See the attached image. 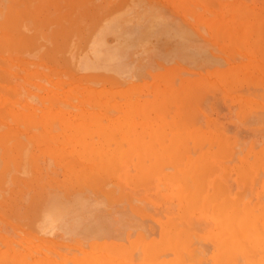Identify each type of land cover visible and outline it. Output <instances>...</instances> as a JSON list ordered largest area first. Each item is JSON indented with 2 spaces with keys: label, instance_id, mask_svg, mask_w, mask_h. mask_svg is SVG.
I'll use <instances>...</instances> for the list:
<instances>
[{
  "label": "rangeland",
  "instance_id": "rangeland-1",
  "mask_svg": "<svg viewBox=\"0 0 264 264\" xmlns=\"http://www.w3.org/2000/svg\"><path fill=\"white\" fill-rule=\"evenodd\" d=\"M46 1H49V2H46ZM46 1L45 0H36V1H33V0L18 1L17 0L15 1L18 3L13 2V0L3 1L6 4L0 1V7H3V6L6 7L8 5L6 7L8 10H6V8L4 7L1 8L2 11H7V12L0 11V17H1L0 19L1 21L4 22V23L3 22L0 23V33L1 32L4 33L3 35L0 34V41L1 40L3 41L4 39L7 40V38L9 39L8 41H11V40L14 41V44L13 42H11L12 43L11 46L8 45V42H6V44H2V42H0V55L3 54V56L0 57V61L2 63L5 62V64L3 63V65L0 62V69L3 68V71H1L2 69L0 70V73H1L0 77L2 81V82L0 81V87L1 85H4V86L6 85L5 86L6 88L1 87L2 90L0 89V91H2V93L0 92V94L3 97L2 99L5 100L4 103H3V100H1L0 102L1 104L0 105V131H2L0 132V142L1 143L3 142L2 144H0V151L3 149L0 152V155H1L0 168L3 163L1 162L2 157L4 159L5 154H8L6 155L7 156L6 158L8 159L5 158L6 161L4 160V163L6 164L9 163V166L11 168V170L9 171L10 168L7 167L8 169L7 170L5 169L6 166L3 165L5 166V168L2 166L3 169H5V171H3V173L5 172V174L1 172V175H0V179L2 178L3 175H5L3 176V178L5 177L6 179V180L4 179L0 180V201H1L0 202V205H1L0 206L1 208L0 209V239H1L0 243L5 242V243H2L4 244L5 247L2 244H0V251L2 249L3 250L1 252L5 251L3 253L0 252V264H11V263L12 264L13 263L14 264L15 263L16 264H22V263L23 264H33L34 261L35 263L37 262L36 264H41L43 260L47 264L48 263L49 264L51 263L52 264H81L82 263L81 261H84L83 263L86 262V264L88 263L93 264V262L94 264H107V263L108 264H118L119 261L120 262L123 261L122 262L123 264H127V263L128 264H161V263L162 264H165V263L174 264L176 260H177V264L181 262H184L181 264H219L221 261L223 262L221 263L224 264L225 261L228 263L231 257L232 259L229 261V264H236V263L238 264V262L234 261L236 259V255L238 256V254H239L238 257L242 259V261H240V264H242V262L243 264H248V263L255 264L254 262L252 263V261L251 262L248 261L247 263L246 262L247 260L244 259V257L245 256L253 257L256 255L257 256L253 257L252 259L259 261V259L261 258L260 263L256 261V264H264V259H262L264 258V256L261 257L259 254V253H262V254L264 253L263 252L264 251V242H263L264 237H262L264 235H259L260 234L259 231H263L261 232V234L264 233V226H263L264 210H262L264 209V0H118V1L117 0H93V1L90 0L92 1L90 3H89V0H82V1L73 0L77 2L76 4H78V2L80 3V6L79 4L78 6H76L77 9L74 7L76 9L75 11L73 10V6H75L74 5L75 2L73 3V6H71V9H69L70 3L68 2L70 1L66 0V2L68 1L67 2L68 10H67L66 8L67 6L65 5L66 2L63 3L62 0H59L60 3L56 0H53L54 2L51 0V3H50V0H46ZM113 1L115 2L120 1V2L118 4L116 3L118 5V6L116 5V8L115 6H113L114 10L112 8H111L112 10L108 9L112 7L110 6V4L111 5L112 3L115 4ZM7 2H9L10 5ZM54 3H59L60 9L59 11H57V13L55 12L53 15L54 10H56L55 9L56 6ZM36 4L37 6H35ZM63 4L65 5L64 7L66 8V10L64 9ZM96 4L98 5L96 6ZM230 4L234 6L232 7V5L230 6ZM49 5L51 7H49ZM90 5L92 6V8L90 7ZM34 6L37 7L36 9L34 8L35 10L33 9ZM47 6L48 8H46ZM87 6L90 8H88ZM10 7H11L10 11H12L13 13L9 11ZM21 7H23V9L25 8L27 9L21 11L22 9ZM19 9H20V12H19ZM147 10L151 11V13L154 10L156 13V10H157L158 15H162L164 16V18L166 16V19L168 17L169 18L168 22L170 23L171 21L172 28H174L173 25L176 23L177 24L176 27H178L177 29L182 30V31L188 30L186 35L188 36V33H189L191 37H193L195 40H193V38H190L188 36L187 38L192 42H189V43L187 42L184 48L188 47L187 45L188 44L190 45L191 43L192 44L191 50L189 48L190 46L188 47L189 48L188 50L187 48L184 49L182 47V49L185 51L183 52L181 48H178L179 44L175 42L173 38H172V41L174 43L172 41L169 43V40H168V43L167 42L165 43V41L163 42V40H160L162 41L161 44L157 43L158 40L156 39L155 42L157 45L155 44L154 41H152L153 39L151 40L148 39L151 41V42L148 41L149 43L146 41L149 44L147 45L151 46L149 49H152V46H153L154 48L156 47L155 49L158 48L161 50L163 46H166V50H165L166 52L164 53L165 47H163L161 51L157 49L158 51L157 50H156L157 52L155 51L156 55L153 57L150 55L151 53H144L146 51L144 49H141L142 51L144 50L142 54L141 50L138 48L140 47L139 45L138 46L134 45L136 46L134 48L132 47L134 49L132 50L133 52H130L128 54V56H132L131 59H134L133 56L137 57L135 59H138V57L139 56L141 57V54H142L141 58L145 59L143 60L144 62L147 60L149 61V58H150L149 55L151 56L149 65L147 62H145L148 65V67L145 64L146 67L143 68L141 67L143 62L140 63V67L143 70L141 71L139 70V72L142 73L145 69H147L146 72H149L148 74H146L145 71L143 72V74L145 73V75L147 76L145 77V75H142L141 77H143L144 79L142 78L141 80H139L140 77L138 78L137 76L138 75L137 73H139L138 70H136L137 75H133V77L131 78L132 74H134L135 72L134 71L135 68L133 67V64L135 65L138 61L134 60V62L135 61L136 62L132 64L130 62L125 61L126 57L124 59L122 58L123 56H126V54L122 56L121 52L119 55H121L122 58L118 60L119 57L115 56V58L117 57L118 61L116 59L115 61H113V62L117 61L116 62L117 65L116 63L114 64L112 62L114 64L113 66L108 64L111 66V68L110 66L107 67L108 66L107 64H104L105 70L101 69L103 68V62L105 63L106 61H103V59L102 60L99 59V63L96 62L98 58L94 59L96 58V56L93 52L94 45L92 44L93 43L95 44L97 39L100 36H103L104 38V39L102 38L104 41L103 45H106L105 50L110 49L109 56H112L115 53H119L117 51L116 46L119 45L118 47H121L120 45L126 42V41L123 42L124 39L120 40V37H122L121 35H124L122 31H125L124 33L126 34V31H127L126 29L130 26V25H127L128 21L131 22L132 18L134 20L135 19L137 20L135 22L132 20L133 22L129 23V24L134 25L132 29L134 28L136 29L137 28L135 27L136 25L145 26L146 24H144L145 23L144 21L146 20L144 19L146 18L145 15L148 14ZM16 12H19V13L17 14ZM72 12H75V13L72 14ZM1 13H4L5 16L9 15L12 18L14 17V19L19 16L18 17L19 19L16 18V20L13 19L11 21L12 18L10 19V17L7 16V20H6V18L3 17V14ZM71 14L73 15V18L70 16ZM21 15H23L22 18H21ZM24 16H26V18ZM69 16L73 20L69 18L70 20L68 21L66 17H69ZM129 16L131 17V19ZM62 17L63 18L65 17L66 19L62 20ZM75 17L76 19H74ZM96 18L99 19L97 23L95 20ZM217 18H219L220 20H217ZM59 19H61V21ZM142 19L144 23L142 22L143 24L141 25V23L139 24V22L142 21ZM37 20H39V22L41 20V22L37 24L36 23ZM215 20H217V22H213ZM49 21L50 22L52 21L51 26L53 27L50 26ZM73 21L75 22V24L72 23ZM61 22L62 24H60ZM124 22H126L127 24ZM168 22H166L165 20L166 25L169 24ZM63 23L65 24V26ZM114 23H118V24L120 23L121 26H123V24L124 25L126 24L125 28L124 26L120 27V24L118 26L117 24H115L118 27V30H120V32H117L118 30L114 32L115 34L118 33V35H120L118 37L116 35H115L116 37L113 36L112 35L113 29L112 30L110 29V27ZM134 23L135 24L137 23V24L135 25ZM12 24L14 26H12ZM15 24L18 25L16 26V28H15ZM53 24H55L56 26ZM58 24L60 28H58ZM235 24H237V26ZM60 25H63V26H60ZM71 25L73 26L74 30H72L73 28L71 29ZM115 25H113V28L115 27ZM22 26L24 27L25 31L30 32V34L24 33L22 31V28H23ZM47 26L50 29L53 28V30L51 29V34H50V30L45 31V29H47ZM95 26H98V27H95ZM180 26L183 28L181 29ZM238 26L240 27V29L238 28ZM250 26H251V29L253 27V30H250ZM18 27L20 28L22 27V28L20 29ZM61 27L63 28L64 31L69 30L68 28H70L72 30V34L71 32H69L70 31L69 30V31H66V33L62 32L64 34L60 33L62 34L60 37L59 32L63 31ZM81 27H83L82 31H80ZM89 27H91V29L95 27L94 32L91 31L90 33ZM233 27L237 30L236 31L235 29L233 30ZM28 28L29 30H27ZM75 28H78L79 31L77 32ZM84 29H86L85 32H84ZM109 29L111 32H108ZM132 29L130 30V32L129 31L127 32L132 33L131 32ZM13 30H14L13 33H9V31L12 32ZM53 31L56 34H54ZM31 32H35V33H31ZM138 32H140V30ZM19 33H22L20 34V38H18ZM68 33L70 34L68 35ZM82 33H83V36H82ZM88 33H89V37H88ZM129 33L127 34L129 35ZM14 34L15 36L16 35L17 36L14 37ZM52 34L56 36H53ZM21 35L26 40L23 39L25 42L20 41L19 43V40H22ZM31 35H34L33 37L34 39L32 38ZM70 35H72V37ZM128 35L126 36L127 38H129ZM135 36L133 38L135 40L140 39V37L141 39L143 38L142 32H140L139 38L136 39ZM27 37L28 38L31 37V38L27 39ZM126 37L125 39H127ZM65 38L67 39L65 40ZM80 38H82L81 42H80ZM37 39L39 40L37 41ZM47 39H50V40L53 39L57 41L52 42L53 41L52 40L51 42H49V40L46 41ZM59 40H60V43L58 42ZM68 40L70 42L73 40L74 43L72 41L71 45H69L70 42ZM117 40L119 41V43L116 42ZM130 40L131 38L129 39V41ZM31 41H34V42L31 44L30 43ZM62 41H63V44H61ZM103 41L99 43L101 44L103 43ZM55 42H58L59 44ZM195 42H198V44ZM42 43L45 44V46H43ZM66 43H68V46L66 45ZM97 43L96 45H98ZM150 43L154 45H150ZM194 43H195V48L198 50L199 53L195 51V48L193 46ZM50 44L52 45L51 48H50ZM172 44L177 45V47L173 45L175 46L174 47V50L176 51V53L174 52L175 55L173 53H170L171 50H173V48H168V46L172 47ZM60 45H63V46H60ZM148 46H146L147 49H148ZM17 47L19 49L16 50ZM62 47L63 48L65 47L66 49H68V51L67 50L65 51V49H63ZM103 47L104 46H102V48ZM197 47L198 48L201 47V48L198 49ZM23 48H24V51H23ZM59 48H61V50H63L64 52H62ZM2 49L4 51H2ZM57 49H59L60 51L59 52L56 51ZM71 49H72V52L69 53L68 55V52H70ZM75 49H77L78 51L77 50L75 51ZM176 49L180 50L181 53H178ZM19 50L20 51L22 50V51L20 52ZM136 50L140 51V53H137ZM167 50H170V51L167 53ZM199 50L201 51V53ZM8 51L11 53L12 55L11 57ZM51 51H53V53L54 52H58V53L54 54L55 56L54 57L51 55ZM202 51H204V53ZM1 52H4V53H1ZM110 52L112 53V55H110ZM187 52L189 54L188 57H187L188 55ZM107 53L108 52H106V54ZM157 53L158 54L160 53L161 55L157 56ZM182 53L183 54L186 53V56L182 55ZM88 54H91V55H88ZM205 54H206V57L209 55V57H207L206 59L208 61L203 60L205 59ZM152 55H154V51H152ZM183 56H185V59ZM210 56H212L213 58L212 60H215V61L212 62V65L210 66L208 65L209 67H207V62H209L210 60L208 58H211ZM5 57L8 59H6ZM61 57L65 58L68 64H70V66L68 65L67 67V63L65 62H63L64 63L63 64L60 61V59L63 60ZM69 57L71 58L73 57V58L70 60ZM147 57L149 58L147 59ZM180 57L183 60H180L181 59ZM129 59L130 58L128 57L127 60ZM191 60H194L197 62L200 61V63L197 66L195 65L196 67L194 68L193 66H190V65H194L197 62H193ZM202 60L204 61L203 64H201ZM71 61L73 62V64ZM100 61H102V67L99 65L101 64ZM121 61L124 62L123 65ZM137 64L136 65L139 66V63ZM209 64H211V62ZM160 65H161V68L158 67ZM201 65H203V68L201 67ZM12 66L14 68H11V69L14 72L10 71L11 69L9 67H12ZM205 67L207 69H205ZM129 68L131 69V71ZM157 68H159L158 71H156ZM125 69L127 71H125ZM152 69L153 71H156V72L152 73L151 72ZM4 70H8V71L4 72ZM94 70H96L97 72ZM106 70H109V71H106ZM76 71L78 72L76 73ZM101 71L103 73L105 72V74H102ZM6 72L7 74L4 75V73ZM92 72H95V73H92ZM7 75L10 77H8ZM149 75L151 77L153 76V78L150 79ZM128 76L130 77L128 78ZM6 77H8V80ZM4 78H6L5 81H4ZM133 79L136 80L137 83ZM43 89H46V90H43ZM86 89H91V90H88L89 91L88 92ZM5 91H6V94H5ZM48 92H49V95H47ZM95 92H96V95H95ZM8 94L9 95L11 94V96H9ZM1 95H0V98H1ZM50 95L52 96L49 97ZM22 96L24 97L22 98ZM127 96L129 99L127 98ZM25 97H27V99ZM137 97H139L138 100H137ZM29 99L31 100V102ZM43 99L44 101L46 100L47 101L44 103ZM176 99L178 100L176 101ZM7 100H9V102ZM128 100L129 101L131 100L130 103ZM132 100L133 102L134 100L136 101L132 103ZM178 102L180 104H178ZM54 103L56 105H54ZM68 103H71L72 106L71 104H68ZM140 103L142 105L140 106L139 111L142 110V112H139L140 113L139 114L137 113L138 110L135 107H138ZM29 104L31 105V107ZM132 104L133 105L135 104V105L132 106ZM144 104L147 106H145ZM6 106L8 107V109H6L7 108ZM66 106H70L71 109L73 108L72 111L70 107L66 108ZM142 106H144L145 108L141 109ZM184 106H185L186 112L183 110ZM33 107L35 109H33ZM193 107H194V111L192 112ZM46 108L49 109V118H46L47 120L43 119L44 117H47L46 112H44V109ZM51 108L53 109L55 108V110L59 109L57 110V114L59 116ZM119 108H121L120 110L122 111L121 113L119 111ZM188 108H190L191 110H189ZM21 109H24V110H21ZM36 109L39 110L40 112L38 111V113H36L35 111ZM48 109H46L45 111H48ZM19 110L23 111L24 113ZM165 110H167V112ZM26 111L28 113L27 116H31V119L35 117V121L33 120L34 118L32 120L27 119L28 120V124H27V122L23 121L25 120L24 117L22 120L21 116H23V114L24 115L27 114ZM33 111H35L36 114ZM51 111L55 113L56 116H58V119L55 118V121L52 120V117L50 116ZM143 111L145 112L144 115H143L144 113ZM191 112H192V115H191ZM31 114L32 115L35 114V116H32ZM44 114L46 116L42 117L41 119L40 115L42 116ZM61 114L63 115L62 118L66 116L65 118L66 121H63L64 118L63 119L61 118L62 124L60 125L59 124L60 121H57V120L60 119L59 117H61ZM167 116H168V119H167ZM19 117H20V121H19ZM38 117H39V119L37 120L38 124L36 125L35 123ZM120 117L121 118L124 117L123 120L127 119L125 120L126 123H129V121H132L134 125H132V123H129V124L132 125V127H134L135 130L132 128L128 130L130 127H127V125L125 124H124L125 128H123V125L120 128L119 125L122 124V122L118 123L119 120L120 121L122 120V119H119ZM154 118H156L158 122L154 120ZM160 118L169 120L168 122L172 121L175 124V127H173L174 126L173 123H170L173 127L172 128L171 125L167 123L170 125V127L166 126L167 124H165L164 126L168 128L164 127L165 131L162 130L159 133L157 132L158 133L157 137L160 134L162 135V133H164V135L167 133L166 134L167 138L164 137L167 139V140L165 139L166 142H164V144L162 142L163 137L161 135H160L161 137L155 138L156 135L154 136L155 134V132H153L154 129L152 130L153 132L152 134L148 133L151 136V137L149 136L151 140L150 138L147 137L148 134L144 132L145 131L144 129H146V132L148 131L147 128H144V125L146 126V123L148 125L150 123V126H153V127L156 126L158 130ZM40 119L42 121L46 120L47 123L46 121H44V124H43V122L40 121ZM115 119H119L116 122L117 123L116 127H115V124H113L115 123L114 122ZM151 119L152 121H150ZM94 120H95L94 124L95 125L98 124L97 125L98 127H95V125H93L92 121ZM110 120L112 121L110 122ZM191 120L193 122L195 121L197 125L195 124V122L194 123L190 122ZM70 121H71V124H69L70 125V129H69V126L65 122H70ZM63 122L64 124L67 125L66 130H65V126L64 127L62 126ZM98 122L104 125L105 123L106 125L107 124L109 125L110 123L111 127H108L107 125V128H105L106 127L105 125L104 127L105 130L103 128V131H102L100 130L102 128L100 127V124ZM54 123L57 125H55ZM136 123L137 125L135 128ZM138 123H142V125L141 124L139 125ZM178 123L179 125L181 124L182 126L180 125L181 126L180 127ZM15 124H18V125H15ZM84 124L85 125L87 124L86 126L88 127V129H85L86 126ZM160 124L162 126L163 122L162 123L160 122ZM191 124H192V128L190 126ZM47 125L50 126L49 127L50 129H47L48 127ZM82 125L83 127H81ZM4 126L9 127L8 131ZM52 126H53V129H52ZM138 126H142L144 129ZM150 126L148 127L150 128ZM77 127L79 128L78 129L79 132L76 130ZM182 127H185L186 130L182 131L183 129H185V128L182 129ZM61 128L62 130H60ZM139 128L140 130L138 131ZM141 128L143 129L142 133H141ZM169 128H172V129H169ZM83 129H85L86 131H83ZM98 129L100 131H97ZM123 129H127V130H123ZM67 130L69 131L68 133H67ZM80 130L83 131L84 134L83 132L81 133ZM87 130L89 131V133ZM172 130L174 131L172 132ZM186 131H189L190 133L188 132V135H187ZM133 132H134L133 134L134 136L132 135L131 137L130 133H133ZM177 132H179L178 135L176 134ZM7 133L9 134V138L12 135H14L11 137L12 139L8 138ZM87 133L90 135H88ZM121 134L123 135L126 134L124 136L126 138L123 139V137H121L122 136ZM127 134H129V136ZM173 134H175V136ZM181 134H185L186 136L181 135ZM152 135L154 136L153 139L155 140V142L152 141L153 140ZM52 136H54V138ZM101 136H102V139H100ZM141 136L142 138H144L143 141L145 143L141 141L142 140L140 138ZM117 137L119 139L118 143H120V139H121L122 142H124V144L121 142L120 144L117 143L118 144L117 145L116 144V142L118 141V139H116ZM168 139L171 140L170 141L171 143L167 142ZM174 139L175 141H173ZM245 139L246 141L248 140V142H243V140ZM190 141L192 142L191 144H190ZM13 142L15 146L13 145ZM16 142H18L19 144H17ZM94 142L95 143L99 142V144L100 143L101 144L100 145L98 143L94 144ZM147 142H148V145H147ZM156 142H159V143H156ZM44 143L50 144V145L47 146ZM57 143L59 144V146ZM75 143L77 145H75ZM141 143L143 146L141 145ZM165 143H168V145L169 144H172V145L170 147H164V146H167ZM114 144L117 146L116 148L113 146ZM132 144L134 146H132ZM176 144L179 145L178 149H176L177 147ZM95 145L97 148H95ZM146 145L148 148L146 147ZM158 145L159 147L162 146L163 149L160 150V148H158ZM173 145L176 146V147H173L174 150L176 151L171 150ZM12 146L13 148L16 147L19 150H16L15 148V150H12L11 152V149H13ZM50 146L54 148H52L51 150ZM84 146L86 147V149L84 148ZM136 146H139L137 147L138 149H135ZM140 146L141 148L144 147L146 150L144 148H142L141 150ZM37 147H40V149ZM41 147L43 149H46V148L47 149L43 150L41 149ZM69 147L72 150L74 149L73 150L74 153L72 152L71 149H69ZM133 147H135L134 151H133ZM188 147H189V150H187ZM87 148L89 149V152ZM20 149H23L21 150L22 151L21 154H20L21 152ZM65 149L66 150L68 149V151L66 152ZM59 150H60V153L58 154ZM83 150H84V153H83ZM120 150L122 152H120ZM14 151L16 152L19 151L18 155H16L17 153ZM164 151H166L167 153ZM168 151L171 152V154H169ZM220 151H221V154H220ZM3 152L5 153L3 154ZM55 152L58 156L55 154ZM61 152H63V154L64 153L66 154L63 156V158H60V156H62ZM110 152H112L113 155H110L111 154ZM141 152H142V156H140ZM11 153L13 154L15 153L16 156ZM25 153L27 156L25 155ZM30 153L36 159L35 158L32 159V155H29ZM76 154H77V157H76ZM35 155H38V156H35ZM101 155L104 160L101 159L102 158ZM24 156L26 157V160ZM109 156L112 158H110ZM185 156H187L189 159H186ZM17 157H20L21 158L20 160L22 161L21 162L18 161L19 158ZM55 157H58V158L55 159ZM181 157L182 159H180ZM59 158L61 162L59 161ZM64 158H66V160ZM15 159L16 161H14ZM76 159L79 160L80 162L77 161ZM167 159L169 162L167 161ZM7 160L9 162H7ZM29 160L31 161L30 162L31 165L29 163ZM186 160L189 162V164L187 163ZM64 161L66 162L64 163ZM95 161L96 162L99 161V162L96 163ZM16 162L17 163L20 162V166H19V163L17 164ZM81 162L83 164H86L87 167L85 168V165H83ZM94 162L96 163L95 166H94ZM100 162H104V163L101 164ZM167 163L169 164L167 165ZM170 163L174 164L175 166ZM177 163L179 166L178 168L176 166ZM14 165H15V168H14ZM34 165L36 167H34ZM91 165L94 168L91 167ZM32 166H33V169L35 168L34 173H33V169L32 171H30L31 170L30 168ZM242 166L244 169L241 168ZM21 169L22 171H20ZM144 169H146V171ZM6 170L9 173H7ZM35 170H38L37 171L38 173ZM141 171H142V174H141ZM240 172H242V174ZM13 175L14 177H12ZM17 175H20L21 177L18 176L19 177L18 179V177H16ZM39 175H40V178H39ZM185 176H187V178ZM78 177H79V180H78ZM138 177L139 178L142 177V179H139ZM192 177L194 180L192 179ZM22 178H23V181H21ZM37 178L39 181L37 180ZM26 179H28L29 181ZM71 179H73L72 182H71ZM94 179L97 182H95ZM88 180L91 181L89 186L86 183V181ZM102 180H104L105 183ZM2 181H4L5 183H2ZM15 181L16 183L18 182L19 184L18 183L16 184ZM24 181L25 183H22ZM58 181L60 182V184ZM64 182L65 184H63ZM77 182H79L80 185L79 184L77 185ZM131 182H134V183H131ZM91 184H93V186H90ZM14 185L16 187H18L17 185H20L23 190L26 189V187L27 189L22 191V189L19 186L16 190V187ZM28 185L29 186L32 185V186L29 187ZM34 185H37L35 189L33 188ZM75 185L78 187V189L76 188ZM1 187L2 188L4 187L5 190L2 189ZM36 189L37 191H34ZM64 189L66 190V192L64 191ZM96 189L100 192H98ZM13 191L16 193H20L19 194L20 197L18 196V194L16 195ZM109 191L110 193H108ZM11 192H13L14 195L11 194ZM30 192L32 193V195ZM119 192L122 193V195L125 197L124 200H123V196H121L122 199H120L121 194ZM66 194L68 197H66ZM109 194H111V196ZM189 194L191 198H189L190 197L188 196ZM196 194H197V197H195ZM213 195L217 196L216 197L217 199H215V197L212 198ZM105 196L106 197L108 196L109 198H106ZM118 197L119 199H117ZM126 198L127 199L129 198V200H126ZM16 200H18L19 202ZM56 200H57V203H56ZM125 200L128 202V204L125 203L126 202ZM181 200L182 201L184 200L185 202H182ZM190 200L191 201L193 200V201L191 202ZM15 201L17 203L16 204L17 206L14 204ZM27 201H29V203ZM58 202L60 205H58ZM188 202H191L189 204H192L191 205L192 207L188 204ZM2 203L6 207L8 205L9 208L7 207L3 209ZM8 203H10L11 205L9 206ZM32 203H33V206H32ZM104 204L106 206H104ZM193 204H196V205H193ZM12 205H13L12 208L14 209V211L12 208H10ZM21 205L22 206L24 205V206L22 207ZM52 205H54V207ZM55 205H56V208H55ZM86 205H88V207ZM117 205L119 206L117 207ZM219 205H221V207ZM35 206H38V207L35 208ZM47 206L48 208H46ZM64 206L66 207V211L64 209ZM128 206L132 209V211H130L131 209H129ZM50 207H52L53 209H51ZM8 209L10 211H8ZM235 210H238V211H235ZM48 211H51V212L54 211L52 214L56 213L57 211L59 214L57 213L58 215L56 214L57 216H55V214L51 215V212H49L50 214L47 213L48 214L47 215L45 212H48ZM133 212H135L136 215ZM234 212H237V213H234ZM245 213L247 214V216ZM249 214L252 216L250 217ZM49 215H51L52 217ZM233 216L234 218L239 216V219L237 218L238 220H235L234 222ZM248 216L251 219L248 218ZM51 218H54V219L52 220ZM232 221L234 223H236L237 221L238 222L236 223V225L234 223L233 225H231ZM260 221L261 223L263 222L262 225L259 223ZM115 222L117 223V225L114 224ZM245 223H247L248 225H246ZM123 224L125 225V229H124ZM255 224L260 226L259 230L258 228L254 226ZM119 225L122 227H120ZM167 225L169 227H167ZM181 225H184L186 227H183ZM233 226H236L235 228L237 229H234ZM133 228H136V229L133 230ZM2 231L3 232L5 231L7 233L5 232L2 233ZM177 233L179 234L178 238H177ZM242 234L246 236H242ZM233 235L235 237H233ZM142 238H143V241H142ZM191 238L195 239L194 242ZM251 239H253V241H250ZM210 240L212 241V243ZM139 241H140V245H137V243L139 244ZM234 241H236L235 244H234ZM245 241H246V245H243ZM115 242L117 243L119 242V243L115 244ZM207 242H208V245H207ZM193 243L196 245V248H195V245L193 247ZM6 244L8 245L10 244V245L7 246ZM157 244H159V246H157ZM185 245H188V246H185ZM226 245L228 248H230L229 250L227 247L224 248ZM214 246H218L217 249ZM248 247L253 249L254 252L252 250H249ZM6 248L8 250H6ZM11 248H13V251ZM255 248H258V249H255ZM113 249L115 250L114 254H113ZM192 249L195 250L196 252L195 254L193 253L194 251ZM26 251H28L32 255V257L28 252L26 253ZM152 251L154 252L152 253ZM191 251H193L192 253L194 255L191 254ZM22 252L25 254H22ZM185 252L186 253L189 252L188 254L189 255L191 254L193 260L188 254L186 256ZM197 252H198L199 257H196ZM17 253H18V256H17ZM242 253L245 255L244 257ZM11 254L13 255L16 254V255L15 257H13ZM222 255H224L225 258ZM8 256L9 258H7ZM158 256L160 257V259ZM185 256L186 257L189 256L191 261L188 260V258H186ZM234 256H235V259H234ZM259 256L260 258H258ZM12 258L13 259L15 258L13 262H12ZM156 258H158L159 260ZM163 258L165 259V261L163 260ZM213 258L216 261L211 260ZM222 258H224V260H220ZM45 259L48 260V262H46ZM120 259H122V261ZM130 259H132L133 262L134 261L135 262L132 263L131 262L132 260L130 261ZM172 259H174L173 262H171ZM90 260L92 261L90 262ZM157 260L159 261L158 263H157ZM44 262L43 264H45Z\"/></svg>",
  "mask_w": 264,
  "mask_h": 264
},
{
  "label": "bare ground",
  "instance_id": "bare-ground-1",
  "mask_svg": "<svg viewBox=\"0 0 264 264\" xmlns=\"http://www.w3.org/2000/svg\"><path fill=\"white\" fill-rule=\"evenodd\" d=\"M0 1L3 2V1H5V0H3V1L0 0ZM11 1H12V0H11ZM15 1H17V0H13V2H15ZM18 1H20V0H18ZM33 1H36V0H33ZM45 1H46V0H45ZM52 1H53V0H52ZM56 1H58V2L60 3L59 0H56ZM62 1H63V3L66 2V0H65V1L62 0ZM69 1H70V2H68V1H67V2L70 3V5H69V6H70L69 9H71V6H73V3H74L75 1H73V0H69ZM71 1H72V2H71ZM79 1H80V0H79ZM81 1H82V0H81ZM92 1H93V0H92ZM92 1L89 0V3L92 2ZM117 1H118V0H117ZM30 2H32V1H30ZM46 2H49V1H46ZM53 2H54V1H53ZM67 2L65 3L66 6H67V4H68ZM113 2H114L115 4H113V3H112V5L110 4V6H112V7L109 6L110 8H108V9H111V8L113 9V6H115V8H116V5H117L120 1H119V2H115V1H113ZM3 3H5V2H3ZM7 3H9V2H7ZM15 3H18V2H15ZM19 3H21V2H19ZM22 3H23V1H22ZM50 3H51V0H50ZM59 3H54L55 6H56V8H55V6H54V8H55L56 10H54L53 15H54L55 12L57 13V11H59V9H60V7H59L60 4H59ZM76 3H77V2H75V3H74L75 6H73V10H74V11L77 9L76 6H78V4H79V6H80V3H79V2H78V4H76ZM116 3H117V4H116ZM1 4H2V3H1ZM5 4H6V3H5ZM12 4H13V3H12ZM56 4H58V5H56ZM233 4H235V3H233ZM237 4H238V3H237ZM242 4H243V3H242ZM9 5H10V3H9ZM19 5H21V4H19ZM46 5H47V3H46ZM52 5H53V3H52ZM65 5L63 4V7H64ZM97 5H98V4H96V6H97ZM231 5H232V4H230V6H231ZM5 6H6V5H5ZM7 6H8V5H7ZM7 6H6V7H7ZM22 6H23V5H22ZM35 6H37V4H36ZM35 6L33 7V9H34V8H35V9L37 8V7H35ZM40 6H41V5H40ZM57 6H58V7H57ZM83 6H84V5H83ZM117 6H118V5H117ZM226 6H227V4H226ZM228 6H229V5H228ZM233 6H234V5H232V7H233ZM237 6H238V5H237ZM3 7H4V6H3ZM3 7H0V11H2L1 8H3ZM6 7H4V8H6ZM16 7H17V6H16ZM24 7H25V6H24ZM49 7H51V6L49 5ZM74 7H75L76 9H75ZM87 7H88V6H87ZM90 7L92 8L91 5H90ZM90 7H88V8H90ZM21 8H22V9H21ZM21 8H20L21 11L27 9V8L23 9V7H21ZM46 8H48V6H47ZM57 8H58V10H57ZM66 8H67V10H68V6H67ZM66 8L64 7L65 10H66ZM226 8H227V7H226ZM226 8H225V9H226ZM228 8H229V7H228ZM10 9H11V7L9 8V11H10ZM17 9H18V8H17ZM20 9H19V12H20ZM35 9H34V10H35ZM112 9H111V10H112ZM231 9H232V8H231ZM242 9H243V8H242ZM3 10H5V9H3ZM6 10H8V9L6 8ZM34 10H33V11H34ZM42 10H43V9H42ZM89 10H90V9H89ZM113 10H114V9H113ZM228 10H229V9H228ZM63 11H64V10H63ZM2 12H7V11H2ZM10 12L13 13L12 11H10ZM19 12H16V13L18 14ZM236 12H237V11H236ZM11 13H10V15H11ZM31 13H32V12H31ZM73 13H75V12H72V14H73ZM147 13H148V14L145 15L146 18L144 17V18H145L144 20H146V21H144L145 23L143 22V19H142V21L139 22V24L141 23V25H142L143 23L146 24L145 26L143 25L144 27H143V26H138V25H136L138 22H137L136 24L134 23V24L136 25L135 27L138 28V29H137V28H136V29L134 28V29L137 30V31H135L134 29H132L134 25L129 24V23H131V22H133V21H134V22L137 21L136 19L134 20V19L132 18L133 21H132V20H131V22L128 21V24H127L126 22H124V23H126L127 25H130L128 28L131 27L130 29L127 28L126 30L130 32V30L132 29V31H131L132 33H129V32L126 31V34H125V33H124L125 31H122V33H123L124 35H121L122 37H120V40H123V39H124L123 42H124V41H126V42L123 43L122 45H120L121 47H118L119 45L116 46L117 51H118L119 53H115L114 55H112V53L110 52V55H112L113 58H112V56H109V50H110V49H109V50H108V49L105 50V48H106L105 46H106V45H103V44H104V41H103L104 38H103V36L98 35V36H100V37L97 39V41L95 40L96 43L98 42V43H97L98 45H96V43H95V44L93 43L92 45H94V50H93V52H94V54H95V56H96V58H94V59H97V58H98L96 62L99 63V59H101V60L103 59V61H106L105 63L103 62V68H101V69L105 70V69H104V64H107V65L110 64L111 66H113V65H114L119 59L122 58V56H123L124 54H126V56H123L122 59H124V58L126 57V58H125V61L130 62L131 64L136 62V61L134 62V60H137V61H138L137 63H139V66H137V65H138L137 63H136L137 65H136V64H135V65L133 64V67L135 68V70H134L135 72L132 70V71L134 72V74H132L131 78L133 77V75H137V74H138L137 76H138V78L140 77L139 80H141V79L143 78V77H141V76H142V75H145V73L148 74L149 72H146L147 69H145V70H144L145 73L143 74L144 71H143L142 73H140L139 70H140V71L143 70L141 67H143V68L146 67V66H145V64H146L145 62H147L148 65H149V61H150L151 56L154 57V56L156 55L155 51L158 49V48L155 49L156 47L154 48L153 46H152V49H149L151 46H148V45H149L148 43L151 42V41H150L151 39H153L152 41H154V42H155V40L157 39V40L159 41V42L157 41V43H160V44H161L162 41H160V40H163V42L165 41V43H166V42L168 43V40H169V43H170V42L172 41V38H173V40L179 44L178 48H181V50H182L183 52H185V51L182 49V47L184 48V47L186 46L187 42H188V43H189V42H192V41H190L187 37L189 36L190 38H193V37H191V35H190L189 33H188V36L186 35L188 30H186V31H182V30L177 29L178 27H176V25H177L176 23L173 25L174 28H172V23H171V21H170V23L168 22V21H169V18L167 17V19H168V20H167V19H166V16H165V18H164V16H162V15H158V14H157V10H156V13H155V10L152 11V13H151V11H148V10H147ZM242 13H243V12H242ZM1 14H3V17H5L6 20H7V16H9V15H6V16H5L4 13H1ZM20 14H22V13H20ZM23 14H24V13H23ZM72 14H71L70 16L73 18V15H72ZM80 14H81V13H80ZM94 14H95V13H94ZM138 14H139V13H138ZM15 15H16V14H15ZM33 15H34V14H33ZM45 15H46V14H45ZM81 15H82V14H81ZM22 16H23V15H21V18H22ZM26 16H28V15H26ZM26 16H24V17L26 18ZM37 16H38V15H37ZM39 16H40V15H39ZM42 16H43V15H42ZM42 16H41V17H42ZM56 16H57V14H56ZM56 16H55V17H56ZM59 16H60V15H59ZM70 16H69V17H66V18L68 19V21L71 19ZM9 17H10V16H9ZM18 17H19V16H18ZM18 17H16V18H18ZM24 17H23V19H24ZM29 17H30V16H29ZM32 17H33V16H32ZM44 17H45V16H44ZM55 17H54V18H55ZM77 17H78V16H77ZM93 17H94V16H93ZM129 17H130V16H129ZM0 18H1V17H0ZM11 18H12V17H10V19H11ZM16 18L14 19V17H13V18L11 19V21H12L13 19L16 20ZM21 18H20V19H21ZM34 18H35V17H34ZM37 18H38V17H37ZM42 18H43V17H42ZM54 18H53V19H54ZM66 18H65V17L63 18V17H62V20L66 19ZM69 18H70V19H69ZM97 18H98V17H97ZM97 18L95 19V20H96V23H97L98 20H99V19H97ZM141 18H142V17H141ZM10 19H9V21H10ZM18 19H19V18H18ZM35 19H36V18H35ZM74 19H76V17H75ZM123 19H124V18H123ZM130 19H131V17H130ZM139 19H140V18H139ZM139 19H138V20H139ZM147 19H148V20H147ZM21 20H22V19H21ZM50 20H51V19H50ZM54 20H55V19H54ZM54 20H53V21H54ZM59 20L61 21V19H59ZM71 20H73V19H71ZM127 20H128V19H127ZM127 20H125V21H127ZM165 20H166V22H168L169 24L166 25ZM217 20H220V19L217 18ZM217 20H215V21H213V22H217ZM0 21H1V19H0ZM9 21H8V22H9ZM17 21H18V20H17ZM17 21H15V22H17ZM23 21H24V20H23ZM23 21H22V22H23ZM56 21H57V19H56ZM74 21H75V20H74ZM74 21H73L72 23L75 24L76 21H75V22H74ZM121 21H122V20H121ZM2 22H3V21H1L0 23H2ZM13 22H14V21H13ZM40 22H41V20H40ZM40 22H39V20L36 21L37 24L40 23ZM49 22H50V21H49ZM51 22H52V21H51ZM51 22H50V26H51ZM63 22H64V21H63ZM114 22H115V21H114ZM117 22H118V21H117ZM142 22H143V23H142ZM213 22H212V23H213ZM236 22H237V21H236ZM243 22H244V21H243ZM3 23H4V22H3ZM17 23H19V22H17ZM57 23H58V22H57ZM64 23H65V22H64ZM64 23H63V24H64ZM77 23H78V22H77ZM6 24H7V23H6ZM8 24H9V23H8ZM55 24H56V23H55ZM55 24H53V25H55ZM60 24H62V22H61ZM74 24H73V25H74ZM115 24H117V26H118L120 23H119V24H118V23H114L113 25H115ZM126 24H125V25H126ZM213 24H214V23H213ZM219 24H220V23H219ZM44 25H46V24H44ZM113 25L111 26L112 28L110 27L111 30L113 29V30H112L113 34H112V33H110V34H112L113 36L116 35L117 37L120 36V35H118V33H117V34L114 33L116 30H118V27L115 25V27H116L117 29L114 27V28H115V30H114ZM125 25L123 24L124 28L126 27ZM131 25H132V26H131ZM235 25L237 26V24H235ZM12 26H14V25L12 24ZM12 26H11V28H12ZM16 26H18V25L15 24V28H16ZM48 26H49V25H48ZM48 26H47V29H45V31H47V30L49 31V30H50V34H51V29L53 30V28L50 29ZM55 26H56V25H55ZM60 26H63V25H60ZM64 26H65V24H64ZM92 26H93V25H92ZM123 26H121V24H120V27H123ZM169 26H170V27H169ZM210 26H211V25H210ZM220 26H221V25H220ZM231 26H232V25H231ZM3 27H4V25H3ZM3 27H2V28H3ZM22 27H23V26H22ZM22 27H21V28H22ZM35 27H36V26H35ZM37 27H38V26H37ZM43 27H44V26H43ZM45 27H46V26H45ZM51 27H53V26H51ZM68 27H69V26H68ZM76 27H78V26H76ZM83 27H84V26H83ZM83 27H81V30H80V31H82V28H83ZM95 27H98V26H95ZM95 27H93V29H91V27H89V28H90V33H91V31L94 32V28H95ZM140 27H141V28H140ZM175 27H176V28H175ZM2 28H1V29H2ZM11 28H10V29H11ZM18 28H20V27H18ZM21 28H20V29H21ZM48 28H49V29H48ZM55 28H56V27H55ZM58 28H60V27H59V24H58ZM61 28H62V27H61ZM64 28H65V27H64ZM72 28H73V26L71 25V29H72ZM139 28H140V29H139ZM180 28L182 29L183 27L180 26ZM222 28H223V27H222ZM238 28L240 29L239 26H238ZM6 29H7V28H6ZM6 29H5V30H6ZM20 29H18V30H20ZM33 29H34V28H33ZM68 29H69L70 31H69V30H65V31H64L63 28H62L63 31L59 32V34L62 33V32L66 33V31H69V32H71V34H72V30H74V28H73L72 30H71L70 28H68ZM75 29H76L77 32L79 31L78 28H75ZM77 29H78V30H77ZM110 29H109L108 32H111ZM121 29H122V28H121ZM234 29H235V28L233 27V30H234ZM2 30H3V29H2ZM14 30H15V29H14ZM14 30H13L12 32L9 31V33H13ZM27 30H29V28H28ZM37 30H38V29H37ZM60 30H61V29H60ZM85 30H86V29H84V32H85ZM102 30H103V29H102ZM139 30H140V32H142V34H143V36H142L143 38H142V39H141V37H140V39H137V38H139V36H140V32H138ZM236 30H237V29H235V31H236ZM250 30H253V27H252V29H251V26H250ZM22 31H23L24 33H29V34H30V32L25 31L24 27L22 28ZM30 31H31V30H30ZM56 31H57V30H56ZM134 31H135V32H134ZM20 32H21V31H20ZM35 32H37V31H35ZM35 32H31V33H35ZM53 32H54V31H53ZM106 32H107V30H106ZM117 32H120V30H118ZM184 32H185V33H184ZM224 32H225V31H224ZM228 32H229V31H228ZM64 33H62V34H64ZM80 33H81V32H80ZM102 33H103V32H102ZM102 33H101V34H102ZM127 33H129V35H128ZM137 33H138V34H137ZM226 33H227V32H226ZM252 33H253V32H252ZM0 34L3 35L4 33L1 32ZM15 34H16V33H15ZM15 34H14V37L17 36V35L15 36ZM20 34H22V33H19V37H18V38H20ZM54 34H56V33L54 32ZM57 34H58V33H57ZM62 34H60L59 36L61 37ZM69 34H70V33H68V35H69ZM107 34H108V33H107ZM120 34H121V33H120ZM24 35H26V34H24ZM52 35H53V34H52ZM127 35L129 36V38L126 37ZM130 35H132V36H130ZM135 35H136V36H135ZM185 35H186V36H185ZM12 36H13V35H12ZM27 36H28V34H27ZM31 36H32V38L34 37V35H31ZM38 36H39V35H38ZM53 36H56V35H53ZM66 36H67V35H66ZM70 36L72 37V35H70ZM76 36H77V35H76ZM82 36H83V33H82ZM116 36H115V37H116ZM123 36H125V37L128 39V41H127V39H125V37H123ZM134 36H135V38H136L137 40L133 39ZM24 37H25V36H24ZM36 37H37V36H36ZM67 37H68V36H67ZM85 37H86V36H85ZM88 37H89V33H88ZM149 37H150V38H149ZM154 37H155V39H154ZM165 37H166L167 39H166ZM10 38H11V37H10ZM29 38H31V37H29ZM29 38L27 37V39H29ZM49 38H51V37H49ZM52 38H54V37H52ZM63 38H64V37H63ZM69 38H70V37H69ZM83 38H84V37H83ZM86 38H87V37H86ZM102 38H103V39H102ZM130 38H131V40L129 41ZM158 38H159V39H158ZM161 38H162V39H161ZM185 38H187L189 41H188L187 39H185ZM258 38H259V37H258ZM258 38H257V39H258ZM11 39H12V38H11ZM21 39H22V40H19V43H20V41L23 42L24 40H26V39H24V38L22 37V35H21ZM23 39H24V40H23ZM33 39H34V38H33ZM58 39H59V38H58ZM66 39H67V38H65V40H66ZM72 39H73V38H72ZM99 39H101V40H99ZM148 39H150V40H148ZM164 39H165V40H164ZM8 40H9V39L7 38V40L4 39L3 41L1 40L0 42H2V44H6V42H8V45H10V46H11V44H12L11 42H13V44H14V41H13V40H11V41H8ZM17 40H18V39H17ZM30 40H31V39H30ZM38 40H39V39H37V41H38ZM41 40H42V39H41ZM48 40H49V42H51L53 39H52V40L47 39L46 41H48ZM62 40H63V39H62ZM74 40H75V39H74ZM81 40H82V38H80V42H81ZM118 40H119V39H118ZM118 40H117L116 42L119 43ZM193 40H195V39L193 38ZM28 41H29V40H28ZM28 41H27V42H28ZM46 41H45V42H46ZM54 41H57V40H53L52 42H54ZM63 41H64V40H63ZM63 41L61 42V44H63ZM68 41H69V40H68ZM72 41H73V40H72ZM72 41H71V42H72ZM95 41H94V42H95ZM102 41H103V43L100 44L99 42H102ZM146 41H147V42L149 41V42L147 43ZM261 41H262V40H261ZM9 42H10V43H9ZM24 42H25V41H24ZM33 42H34V41H31L30 43L32 44ZM58 42L60 43V40H59ZM58 42H55V43H58ZM64 42H65V41H64ZM66 42H67V41H66ZM69 42H70V41H69ZM71 42H70L69 45H71ZM85 42H86V41H85ZM85 42H83V43H85ZM92 42H93V41H92ZM121 42H122V41H121ZM121 42H120V44H121ZM172 42H173V41H172ZM43 43H44V41H43ZM43 43H42V44H43ZM55 43H54V44H55ZM59 43H58V44H59ZM73 43H74V41H73ZM105 43H106V42H105ZM173 43H174V42H173ZM195 43L198 44V42H195ZM195 43L193 44L194 48H195ZM21 44H22V43H21ZM58 44H57V45H58ZM64 44H65V43H64ZM80 44H81V43H80ZM147 44H148V45H147ZM155 44H156V42H155ZM163 44H164V43H163ZM29 45H30V44H29ZM48 45H49V43H48ZM66 45L68 46V43H66ZM82 45H83V44H82ZM82 45H80V46H82ZM134 45H136V46L139 45L140 47H138V48H139L140 50H141V49H144V50L147 51V52H146V51L144 52V50H143V51L141 50L142 54H143V52H144V53H151V54H150L151 56L149 55L150 58L147 57V59L149 58V61L146 59L147 61H144V62H143V60H145V59H144V58H143V59L141 58V57H142V54H141V57L138 55V56L140 57L141 60L139 59V57H138V59H139V60H138V59H135V58H137V57H135V56H133L134 59H131L132 56H128V54H129L130 52H133V51H132V50H134L133 48L136 47V46H134ZM150 45H154V44H151V43H150ZM156 45H157V44H156ZM156 45H155V46H156ZM167 45H168V44H167ZM173 45H175V44H172V47H169V46H168V48H173V50H171L170 53H173V54L175 55L176 51L174 50V47H175V46L177 47V45H175V46H173ZM199 45H200V44H199ZM24 46H25V45H24ZM43 46H45V44H43ZM46 46H47V44H46ZM51 46H52V45L50 44V48H51ZM60 46H63V45H60ZM64 46H65V45H64ZM85 46H86V45H85ZM102 46H104V47H103L104 49L102 48ZM146 46H148V49L150 50V52H149V50L147 49ZM180 46H181V47H180ZM187 46H188V47L190 46L189 48H190V50H191V46H192V44L190 43V45L188 44ZM196 46H198V45H196ZM7 47H8V46H7ZM57 47H58V46H57ZM69 47H70V46H69ZM132 47H133V48H132ZM142 47H143V48H142ZM158 47H160V46H158ZM163 47H165V49H164V53H165V52H166V51H165V50H166V46H163ZM163 47H162V48H163ZM188 47H186L187 50L189 49ZM1 48H2V47H1ZM25 48H26V47H25ZM44 48H45V47H44ZM50 48H49V49H50ZM62 48H63V47H62ZM70 48H71V47H70ZM101 48H102V49H101ZM118 48H119V49H118ZM162 48H161V50H162ZM186 48H184V49H186ZM194 48H193V49H194ZM197 48H198V47H197ZM200 48H201V47H199L198 49H200ZM7 49H9V48H7ZM17 49H19V48L17 47L16 50H17ZM59 49L61 50V48H59ZM59 49H57L56 51L59 52V51H60ZM63 49H65V51H66V50L68 51V49H66L65 47H64ZM80 49H81V48H80ZM90 49H91V48H90ZM90 49H89V50H90ZM153 49H154V50H153ZM193 49H192V50H193ZM51 50H52V49H51ZM76 50H77V49H75V51H76ZM119 50H120V51H119ZM121 50H122V51H121ZM158 50L161 51L160 49H158ZM158 50H157V51H158ZM176 50L178 51V53H181L180 50H178V49H176ZM202 50H203V49H202ZM2 51H4V50L2 49ZM19 51H20V50H19ZM21 51H22V50H21ZM21 51H20V52H21ZM23 51H24V48H23ZM48 51H49V50H48ZM61 51L64 52L63 50H61ZM77 51H78V50H77ZM105 51L108 52V53H107L108 55L106 54ZM136 51H137V53H140V51H138V50H136ZM152 51H154V55H152ZM157 51H156V52H157ZM169 51H170V50H167V53H168ZM195 51H196L197 53H199L198 50H197L196 48H195ZM199 51H200V50H199ZM8 52H9V51H8ZM20 52H19V53H20ZM58 52H54V53H53V51H51V55L54 56V54H56V53H58ZM71 52H72V49H71L70 52H68V55H69V53H71ZM104 52H105V53H104ZM120 52H121V55H122V56L119 55ZM174 52H175V53H174ZM202 52L204 53V51H202ZM205 52H206V51H205ZM1 53H4V52H1ZM17 53H18V51H17ZM49 53H50V52H49ZM52 53H53V54H52ZM164 53H163V54H164ZM170 53H169V54H170ZM192 53H194V52H192ZM192 53H191V54H192ZM200 53H201V51H200ZM203 53H202V54H203ZM9 54H10V57H11L12 55H11L10 52H9ZM47 54H48V53H47ZM59 54H60V53H59ZM94 54H93V55H94ZM187 54H188V52H187ZM51 55H50V56H51ZM62 55H63V54H62ZM68 55H67V56H68ZM88 55H91V54H88ZM88 55H87V56H88ZM118 55H119V56H118ZM158 55L160 56L161 54H160V53H159V54L157 53V56H158ZM164 55H165V54H164ZM180 55H181V54H180ZM182 55H185V56H186V53H184V54L182 53ZM1 56H3V54L0 55V57H1ZM39 56H40V54H39ZM52 56H51V57H52ZM64 56H65V55H64ZM115 56L119 57L118 60H117V57L115 58ZM120 56H121V57H120ZM185 56H183L184 59H185ZM188 56H189V54L187 55V57H188ZM54 57H55V56H54ZM88 57H89V56H88ZM128 57L130 58L129 60H127ZM190 57H191V56H190ZM207 57H209V55H208ZM207 57H206V54H205V59H203V60H206ZM210 57H211V58H208V59H210L211 61L209 60V62H207V67H209L210 65H212V62L215 61V60H212V59H213L212 56H210ZM2 58H3V57H2ZM5 58H6V57H5ZM5 58H4V59H5ZM49 58H50V57H49ZM61 58H62V57H61ZM67 58H68V57H67ZM69 58H70V60H71L73 57H72V58L69 57ZM145 58H146V57H145ZM173 58H174V57H173ZM180 58H181V57H180ZM6 59H8V58H6ZM11 59H12V58H11ZM13 59H14V58H13ZM50 59H51V58H50ZM57 59H58V58H57ZM62 59H63V60L60 59V61H61L62 63H63V62L67 63V67H68V65L70 66V64H68V62H67V60H66L65 58H62ZM115 59H116L117 61H116V62H113V61H115ZM193 59H194V58H193ZM64 60H65V61H64ZM132 60H133V61H132ZM153 60H154V59H153ZM180 60H183V59L181 58ZM186 60H187V59H186ZM195 60H196V59H195ZM203 60H202V63H201V64H203V62H204ZM2 61H3V60H2ZM7 61H8V60H7ZM88 61H89V60H88ZM122 61H124V60H122ZM122 61H121V62H122ZM140 61H141V62H140ZM171 61H173V60H171ZM178 61H179V60H178ZM191 61H193V62H197L198 59H197V61H194V60H191ZM206 61H208V60H206ZM0 62H1V61H0ZM14 62H15V60H14ZM19 62H20V61H19ZM71 62H72V61H71ZM71 62H70V63H71ZM91 62H92V61H91ZM93 62H94V61H93ZM112 62H113L114 64H113ZM142 62H143V64H142L141 67H140V63H142ZM210 62H211V64H209ZM1 63H2V62H1ZM3 63L5 64V62H3ZM3 63H2V65H3ZM62 63H60V64H62ZM84 63H85V62H84ZM100 63H101V64H99V65L102 67V61H100ZM123 63H124V62H122V65H123ZM176 63H177V62H176ZM197 63H198V64H197ZM197 63H195L194 65H190V66H193V67L195 68L197 65H199L200 61L197 62ZM15 64H16V63H15ZM15 64H14V65H15ZM63 64H64V63H63ZM72 64H73V62H72ZM88 64H89V63H88ZM165 64H166V63H165ZM177 64H178V63H177ZM41 65H42V64H41ZM74 65H75V64H74ZM97 65H98V64H97ZM107 65H106V66H107ZM110 65H108L107 67H109ZM116 65H117V63H116ZM118 65H119V64H118ZM127 65H128V64H127ZM143 65H144V66H143ZM146 65H147V64H146ZM148 65H147V67H148ZM161 65H162V64H161ZM161 65L158 66V67L161 68ZM195 65H196V66H195ZM204 65H206V64H204ZM208 65H209V66H208ZM43 66H44V65H43ZM111 66H110V68H111ZM119 66H120V65H119ZM130 66H131V65H130ZM136 66H137V68L140 67L141 69H140V68L137 69ZM156 66H157V65H156ZM15 67H16V66H15ZM38 67H40V66H38ZM73 67H74V66H73ZM96 67H97V66H96ZM98 67H99V66H98ZM120 67H121V66H120ZM122 67H124V66H122ZM125 67H126V66H125ZM127 67H128V66H127ZM199 67H200V66H199ZM201 67L203 68V65H201ZM9 68L11 69V68H14V67L12 66V67H9ZM42 68H43V67H42ZM75 68H76V67H75ZM99 68H100V67H99ZM130 68H131V67H130ZM130 68H129V69H130ZM175 68H176V67H175ZM1 69H2V70H1ZM1 69H0V70L3 71V68H1ZM5 69H6V68H5ZM7 69H8V68H7ZM45 69H46V68H45ZM112 69H113V68H112ZM121 69H122V68H121ZM126 69H127V68H126ZM126 69H125V71H127ZM205 69H207V68L205 67ZM14 70H15V69H14ZM28 70H29V69H28ZM103 70H102V71H103ZM136 70H138L139 73H137ZM149 70H150V69H149ZM149 70H148V71H149ZM158 70H159V68H157L156 71H158ZM174 70H175V69H174ZM176 70H178V69H176ZM5 71H8V70H4V72H5ZM10 71H11V72H14V71H12V69H11ZM16 71H17V70H16ZM18 71H19V70H18ZM94 71H96V70H94ZM102 71H101V73H102V74H105V72L103 73ZM106 71H109V70H106ZM110 71H112V70H110ZM128 71H129V70H128ZM130 71H131V69H130ZM156 71H153V69H152L151 72L154 73V72H156ZM77 72H78V71H76V73H77ZM96 72H97V71H96ZM119 72H121V71H119ZM133 72H132V73H133ZM151 72H150V74H151ZM72 73H73V72H72ZM74 73H75V72H74ZM90 73H91V72H90ZM92 73H95V72H92ZM98 73H99V72H98ZM98 73H97V74H98ZM109 73H110V72H109ZM136 73H137V74H136ZM0 74H1V73H0ZM5 74H7V72L4 73V75H5ZM158 74H159V73H158ZM120 75H121V73H120ZM128 75H129V74H128ZM0 76H1V75H0ZM2 76H3V74H2ZM7 76H8V75H7ZM107 76H108V75H107ZM110 76H111V75H110ZM149 76H150V75H149ZM8 77H10V76H8ZM8 77H6L7 80H8ZM42 77H43V76H42ZM129 77H130V76H128V78H129ZM134 77H135V76H134ZM145 77H147V76L145 75ZM6 78H4V81H5ZM136 78H137V77H136ZM152 78H153V76H152V77L150 76V79H152ZM158 78H159V77H158ZM45 79H46V78H45ZM68 79H69V78H68ZM143 79H144V78H143ZM148 79H149V78H148ZM150 79H149V80H150ZM46 80H47V79H46ZM69 80H70V79H69ZM133 80H134V79H133ZM139 80H138V82H139ZM146 80H147V79H146ZM153 80H154V79H153ZM0 81H1V77H0ZM10 81H11V80H10ZM10 81H9V82H10ZM88 81H89V80H88ZM129 81H130V79H129ZM131 81H132V80H131ZM134 81L136 82V80H134ZM1 82H2V81H1ZM56 82H57V81H56ZM103 82H104V81H103ZM103 82H102V83H103ZM132 82H133V81H132ZM135 82H134V83H135ZM6 83H7V82H6ZM104 83H105V82H104ZM104 83H103V84H104ZM136 83H137V82H136ZM7 84H8V83H7ZM10 84H11V83H10ZM135 85H136V84H135ZM5 86H6V85H5ZM5 86H4V85H1V87H5ZM22 86H23V85H22ZM22 86H21V87H22ZM40 86H42V85H40ZM1 87H0V89L2 90ZM10 87H11V86H10ZM10 87H8V88H10ZM5 88H6V87H5ZM5 88H4V89H5ZM22 88H23V87H22ZM47 89H48V88H47ZM5 90H6V89H5ZM23 90H24V89H23ZM26 90H27V89H26ZM43 90H46V89H43ZM86 90L88 91V90H91V89H86ZM87 91H86V92H87ZM0 92L2 93V91H0ZM16 92H17V91H16ZM28 92H29V91H28ZM88 92H89V91H88ZM19 93H20V92H19ZM44 93H45V92H44ZM5 94H6V91H5ZM11 94H12V93H11ZM11 94H10V95L8 94V95L11 96ZM52 94H53V93H52ZM0 95H1V94H0ZM47 95H49V92H48ZM95 95H96V92H95ZM131 95H133V94H131ZM139 95H140V94H139ZM51 96H52V95H50L49 97H51ZM54 96H55V94H54ZM116 96H117V95H116ZM125 96H126V95H125ZM23 97H24V96H22V98H23ZM37 97H38V95H37ZM40 97H41V96H40ZM43 97H44V96H43ZM45 97H46V96H45ZM129 97H131V96H129ZM135 97H136V96H135ZM2 98H3V97H2V95H1L0 102H1V100H3ZM4 98H5V96H4ZM25 98L27 99V97H25ZM30 98H31V97H30ZM41 98H42V97H41ZM96 98H97V96H96ZM115 98H116V97H115ZM123 98H124V97H123ZM127 98H128V96H127ZM138 98H139V97H137V100H138ZM6 99H7V98H6ZM47 99H48V98H47ZM128 99H129V98H128ZM130 99H131V98H130ZM29 100H30V99H29ZM78 100H79V99H78ZM86 100H87V99H86ZM99 100H100V99H99ZM177 100H178V99H176V101H177ZM4 101H5V100H3V103H4ZM7 101L9 102V100H7ZM43 101H44V99H43ZM46 101H47V100H46ZM46 101H44V103H45ZM73 101H75V100H73ZM73 101H72V102H73ZM90 101H91V100H90ZM128 101H129V100H128ZM130 101H131V100H130ZM130 101H129V103H130ZM135 101H136V100H134V102H135ZM11 102H12V101H11ZM27 102H28V101H27ZM30 102H31V100H30ZM30 102H29V103H30ZM41 102H42V101H41ZM134 102H133V100H132V103H134ZM127 103H128V102H127ZM127 103H126V104H127ZM129 103H128V104H129ZM136 103H137V102H136ZM141 103H142V102H141ZM141 103H140L139 106L137 105L139 108H138V107H135V108H137V110H138L137 113L142 112V110L139 111L140 106L142 105ZM156 103H157V101H156ZM7 104H8V103H7ZM7 104H6V105H7ZM68 104H71V103H68ZM113 104H115V103H113ZM126 104H125V105H126ZM178 104H180V103L178 102ZM0 105H1V104H0ZM3 105H4V104H3ZM21 105H22V104H21ZM25 105H26V104H25ZM29 105H30V104H29ZM41 105H42V104H41ZM54 105H56V104L54 103ZM134 105H135V104H134ZM134 105L132 104V106H134ZM144 105H145V104H144ZM147 105H148V103H147ZM147 105H145V106H147ZM12 106H13V105H12ZM52 106H53V105H52ZM71 106H72V104H71ZM86 106H87V105H86ZM6 107H7V106H6ZM26 107H27V106H26ZM26 107H25V108H26ZM30 107H31V105H30ZM67 107H70V106H66V108H67ZM87 107H88V106H87ZM117 107H118V106H117ZM120 107H122V106H120ZM123 107H124V105H123ZM187 107H188V106H187ZM28 108H29V107H28ZM56 108H57V106H56ZM59 108H60V107H59ZM91 108H92V107H91ZM95 108H96V107H95ZM125 108H126V106H125ZM125 108H124V110H125ZM128 108H130V107H128ZM142 108L144 109L145 107L142 106L141 109H142ZM167 108H168V107H167ZM183 108H184L183 110L185 111V106H184ZM6 109H8V107H7ZM33 109H35V108L33 107ZM46 109H48V108H46ZM46 109H44V112H46L47 117H44V116H46L45 114L42 115V116L40 115V118H41V119H42V117H44L43 119L49 118V109H48V111H45ZM51 109L54 110V111L56 112V114H57V110H59V109H56V110H55V108H54V109L51 108ZM61 109H63V108H61ZM70 109H71V107H70ZM72 109H73V108H72ZM72 109H71V111H72ZM96 109H97V108H96ZM150 109H151V107H150ZM179 109H180V107H179ZM188 109L191 110L190 108H188ZM188 109H187V110H188ZM21 110H24V109H21ZM21 110H19V111H21ZM26 110H27V109H26ZM30 110H31V109H30ZM65 110H66V109H65ZM117 110H118V109H117ZM120 110H121V108H119V111H120ZM126 110H127V108H126ZM134 110H135V109H134ZM145 110H146V109H145ZM189 110H188V111H189ZM14 111H15V110H14ZM27 111H28V110H27ZM27 111H26V113H27ZM31 111H32V110H31ZM31 111H30V112H31ZM35 111H36V113H38L39 110L36 109ZM35 111H33V112L35 113ZM42 111H43V110H42ZM42 111H41V113H42ZM60 111H61V110H60ZM73 111H74V110H73ZM163 111H164V110H163ZM165 111L167 112V110H165ZM184 111H183V112H184ZM193 111H194V107H193V109H192V112H193ZM15 112H16V111H15ZM21 112H23V111H21ZM21 112H20V113H21ZM39 112H40V111H39ZM58 112H59V111H58ZM62 112H63V111H62ZM121 112H122V111H120V113H121ZM134 112H135V111H134ZM143 112H144V111H143ZM185 112H186V111H185ZM192 112H191V115H192ZM23 113H24V112H23ZM23 113H22V114H23ZM31 113H32V112H31ZM36 113H35V114H36ZM50 113H51L50 116L52 117V120L55 121V118L58 119V116H59L58 114H57L58 116H56V114L53 113L52 111H51ZM65 113H67V112H65ZM125 113H126V112H125ZM195 113H196V111H195ZM195 113H194V115H195ZM22 114H21V115H22ZM32 114H33V113H32ZM32 114H31V115H32ZM35 114L32 115V116H35ZM63 114H64V113H63ZM139 114H140V113H139ZM139 114H138V115H139ZM144 114H145V112L143 113V115H144ZM27 115H28V113L25 114V115L23 114V116H21V117H22V120H23V117L25 118V120H23V121L27 122V124H28V120H27V119L32 120V119L34 118L33 120L35 121V117H33V118L31 119V116H27ZM29 115H30V114H29ZM52 115H53V116H52ZM65 115H66V114H65ZM67 115H68V114H67ZM122 115H123V114H122ZM141 115H142V114H141ZM141 115H140V117H141ZM152 115H153V114H152ZM196 115H197V114H196ZM14 116H16V115H14ZM25 116H27V117H25ZM62 116H63V115L61 114V117H59L60 119L57 120V121H60V123L57 122V123H59L60 125L62 124V119H63V118H64L63 121H66V120H65L66 116L63 117V118H62ZM86 116H87V115H86ZM123 116H124V115H123ZM127 116H128V115H127ZM127 116H126V117H127ZM69 117H70V116H69ZM87 117H88V116H87ZM87 117H86V118H87ZM137 117H138V116H137ZM154 117H155V116H154ZM156 117H157V116H156ZM160 117H161V116H160ZM61 118H62V119H61ZM107 118H108V117H107ZM128 118H129V117H128ZM130 118H131V117H130ZM16 119H18V118H16ZM38 119H39V117L36 119V123H35L36 125L38 124V123H37V120H38ZM41 119H40V121H42ZM108 119H109V118H108ZM119 119H122V120L120 121ZM119 119H115V121L113 120V121L115 122V123H113V124H115V127H116V124H117L116 122L119 120L118 123H119V122H122V124L119 125L120 128L122 127V125H123V128H125V126H124V124H125V125H127V127H130L129 129L126 127L128 130H130L131 128L134 129V127H132V125H134V124H133L132 121H129V119H128V121H129V123H132V125H130L129 123H126L125 120H127V119L123 120L124 117H123V118L120 117ZM135 119H136V118H135ZM139 119H140V118H139ZM167 119H168V116H167ZM46 120H47V119H46ZM46 120H44V121H46ZM154 120H156V118H154ZM154 120H153V121H154ZM173 120H174V119H173ZM192 120H193V119H192ZM192 120H191L190 122H193ZM194 120H195V118H194ZM19 121H20V117H19ZM44 121H42L43 124H44ZM68 121H69V120H68ZM111 121H112V120H110V122H111ZM123 121H124V122H123ZM133 121H134V120H133ZM136 121H137V120H136ZM136 121H135V122H136ZM139 121H140V120H139ZM150 121H152V119H151ZM156 121H157V120H156ZM159 121H160L161 123L163 122V125L161 126V124H160V122H159V125L157 124V125H158V130H157V127H156V126H155L156 129H155V127H153V126H150V123H149V125H148L147 123H146V126L144 125V128H147L149 132H148V131L146 132V129H144L142 126H138V127H142V128L145 130L144 132H145L146 134H148V133H151V134H152L153 132H155V134H154V136L156 135L155 138H158V137H161V136H162V137H163V138H162V142H163V144H164V142H166L165 139L167 138V137H166V136H167V135H166L167 133H166L165 135H164V133H162V135L160 134L161 136L158 135V137H157V134H158L159 132H161L162 130L165 131V129H164V127H165L164 125H165V124H167V123H169V124H170V123H173V125H174L173 127H175V124H174V122H172V121H171V122H168L169 120H165V119H161V118L159 119ZM25 122H24V123H25ZM30 122H31V121H30ZM38 122H39V121H38ZM92 122H93V125H95V124H94V123H95V120L92 121ZM106 122H107V121H106ZM145 122H146V121H145ZM145 122H144V123H145ZM157 122H158V121H157ZM157 122H156V123H157ZM188 122H189V121H188ZM194 122H195V121H194ZM194 122H193V123H194ZM46 123H47V121H46ZM65 123H67V125L69 126V129H70V125H69V124H71V121H70V122H65ZM98 123H99V122H98ZM144 123H143V124H144ZM193 123H192V124H193ZM2 124H4V123H2ZM2 124H1V125H2ZM20 124H21V122H20ZM43 124H42V125H43ZM54 124H55V123H54ZM59 124H58V125H59ZM99 124H100V127L102 128V129H100V130L103 131V128L105 127L106 123H105V125L102 124V123H99ZM128 124H129V126H128ZM138 124H139V125H140V124L142 125V123H138ZM153 124H154V122H153ZM153 124H152V125H153ZM169 124H167L166 126H169V127H170L171 124H170V125H169ZM192 124L190 125L191 128H192ZM195 124L197 125L196 122H195ZM15 125H18V124H15ZM55 125H57V124H55ZM67 125L64 124V122H63V125H62V126H63V127L65 126V130H66V126H67ZM84 125H85V124H84ZM86 125H87V124H86ZM86 125H85V126H86ZM90 125H91V124H90ZM90 125H89V126H90ZM93 125H92V126H93ZM97 125H98V124H97ZM97 125H95V127H98ZM107 125H108V124H107ZM107 125H106L105 128H107ZM136 125H137V123L135 124V128H136ZM178 125H179V123H178ZM180 125H181V124H180ZM180 125H179V126H180ZM188 125H189V124H188ZM196 125H195V126H196ZM19 126H20V125H19ZM34 126H35V125H34ZM47 126H48L47 129H50V128H49L50 126H49V125H47ZM113 126H114V125H113ZM148 126H150V128H151V127H152V128L150 129ZM159 126H160V127H159ZM181 126H182V125H181ZM181 126H180V127H181ZM190 126H189V127H190ZM4 127H5V128L7 129V131H8V128H9V127H7V126H4ZM26 127H27V126H26ZM31 127H32V126H31ZM63 127H62V128H63ZM81 127H83V125H82ZM93 127H94V126H93ZM108 127H111L110 123H109ZM171 127H172V125H171ZM173 127H172V128H173ZM189 127H188V128H189ZM27 128H28V127H27ZM29 128H30V127H29ZM42 128H43V127H42ZM59 128H60V127H59ZM62 128H61L60 130H62ZM72 128H74V127H72ZM105 128H104V130H105ZM142 128H141V133L143 132V129H142ZM161 128H162V129H161ZM165 128H168V127H165ZM172 128H169V129H172ZM176 128H177V126H176ZM183 128H185V127H182V129H183ZM33 129H34V127H33ZM37 129H39V128H37ZM52 129H53V126H52ZM78 129H79V128L77 127L76 130L78 131ZM80 129H81V128H80ZM85 129H88V127L86 126ZM85 129H83V131H86ZM127 129H123V130H127ZM153 129H154V130H153ZM31 130H32V129H31ZM58 130H59V129H58ZM58 130H57V131H58ZM60 130H59V131H60ZM74 130H75V129H74ZM100 130L98 129L97 131H100ZM134 130H135V129H134ZM139 130H140V128L138 129V131H139ZM152 130H153V132H152ZM167 130H168V129H167ZM167 130H166V131H167ZM184 130H186V128L183 129L182 131H184ZM188 130H189V129H188ZM3 131H4V130H3ZM7 131H6V132H7ZM80 131H81V130H80ZM83 131H81V133H82ZM87 131H88V130H87ZM120 131H121V130H120ZM120 131H118V132H120ZM173 131H174V130H172V132H173ZM190 131H191V129H190ZM0 132H2V131H0ZM45 132H46V131H45ZM45 132H44V133H45ZM68 132H69V131L67 130V133H68ZM73 132H75V131H73ZM73 132H72V133H73ZM78 132H79V131H78ZM134 132H135V131H134ZM134 132H133V133H130L131 137H132V135L134 134ZM136 132H137V131H136ZM157 132H158V133H157ZM186 132H187V133H186ZM186 132H185V133L188 135V132H189V131H186ZM3 133H4V132H3ZM22 133H24V132H22ZM41 133H43V132H41ZM46 133H47V132H46ZM65 133H66V132H65ZM88 133H89V131H88ZM88 133H87V134H88ZM178 133H179V132H177L176 134L178 135ZM189 133H190V132H189ZM191 133H192V132H191ZM7 134H8V133H7ZM7 134H6V135H7ZM10 134H11V133H10ZM55 134H56V132H55ZM83 134H84V132H83ZM118 134H119V133H118ZM146 134H145V135H146ZM171 134H172V133H171ZM50 135H51V134H50ZM53 135H54V134H53ZM88 135H90V134H88ZM102 135H103V134H102ZM121 135H122L121 137H123V139L126 138V137H124L126 134H124V135L121 134ZM127 135L129 136V134H127ZM135 135H136V134H135ZM173 135L175 136V134H173ZM179 135H180V134H179ZM181 135L186 136L185 134H181ZM12 136H14V135H12ZM12 136H11V137H12ZM24 136H26V135H24ZM38 136H39V135H38ZM47 136H49V135H47ZM133 136H134V135H133ZM149 136H150V134L147 135L148 138L151 137V136H150V137H149ZM152 136H153V135H152ZM154 136L152 137V139L154 138ZM170 136H171V135H170ZM192 136H193V134H192ZM220 136H221V135H220ZM4 137H5V135H4ZM6 137H7V136H6ZM11 137L9 138V134H8V138H9V139H12ZM31 137H32V135H31ZM45 137H46V136H45ZM52 137L54 138V136H52ZM57 137H58V135H57ZM85 137H86V136H85ZM118 137H119V136H118ZM118 137H117L116 139H118ZM164 137H166V138H164ZM209 137H210V136H209ZM223 137H224V136H223ZM254 137H255V136H254ZM256 137H257V136H256ZM2 138H3V137H2ZM35 138H36V136H35ZM103 138H104V137H103ZM140 138L142 139L141 141H143L144 138H142V136H141ZM140 138H139V139H140ZM182 138H183V137H182ZM4 139H5V138H4ZM15 139H16V137H15ZM31 139H32V138H31ZM100 139H102V136H101ZM134 139H135V138H134ZM177 139H178V138H177ZM184 139H185V138H184ZM184 139H183V140H184ZM13 140H14V139H13ZM150 140H151V138H150ZM163 140H164V141H163ZM166 140H167V139H166ZM221 140H222V139H221ZM221 140H220V141H221ZM226 140H227V139H226ZM4 141H5V140H4ZM51 141H52V140H51ZM89 141H91V140H89ZM97 141H98V140H97ZM108 141H109V140H108ZM141 141H140V142H141ZM152 141L155 142L154 139H153ZM170 141H171V140L168 139L167 142L169 143ZM173 141H175V139H174ZM222 141H223V140H222ZM227 141H228V140H227ZM254 141H255V140H254ZM6 142H8V141H6ZM6 142H5V143H6ZM11 142H12V140H11ZM30 142H31V141H30ZM48 142H49V141H48ZM77 142H78V141H77ZM99 142H100V141H99ZM99 142H96V143L99 144ZM114 142H115V140H114ZM118 142H119V139H118V141L116 142V144H117ZM121 142H122V140L120 139V143H121ZM143 142H144V141H143ZM243 142H248V140L246 141V139H245V140H243ZM2 143H3V142H2ZM2 143L0 142V144H2ZM16 143L19 144L18 142H16ZM73 143H74V142H73ZM96 143L94 142V144H96ZM120 143H118V144H120ZM122 143L124 144V142H122ZM133 143H134V142H133ZM144 143H145V142H144ZM144 143H143V144H144ZM156 143H159V142H156ZM168 143H165L167 146H164V147H170V146L172 145V144H169V145H168ZM170 143H171V142H170ZM191 143H192V142L190 141V144H191ZM44 144H46V143H44ZM57 144H58V143H57ZM84 144H85V143H84ZM90 144H91V143H90ZM90 144H89V145H90ZM100 144H101V143H100ZM100 144H99V145H100ZM109 144H110V143H109ZM109 144H108V145H109ZM118 144H117V145H118ZM134 144H135V143H134ZM138 144H139V143H138ZM161 144H162V143H161ZM187 144H188V143H187ZM13 145L15 146L14 142H13ZM46 145L49 146L50 144H46ZM55 145H56V144H55ZM75 145H77V144L75 143ZM75 145H74V146H75ZM78 145H79V144H78ZM99 145H98V146H99ZM121 145H122V144H121ZM141 145H142V143H141ZM147 145H148V142H147ZM147 145H146V147H147ZM188 145H189V144H188ZM188 145H187V146H188ZM217 145H218V144H217ZM219 145H220V143H219ZM219 145H218V146H219ZM42 146H43V144H42ZM58 146H59V144H58ZM80 146H81V145H80ZM113 146H114L115 148L117 147L115 144H114ZM132 146H134V145L132 144ZM142 146H143V145H142ZM149 146H150V145H149ZM160 146H161V145H160ZM176 146H177V147H176ZM176 146L173 145L172 148H171V150H174L173 147H176V149L179 148V145H178V144H176ZM200 146H201V145H200ZM22 147H23V146H22ZM22 147H21V148H22ZM35 147H36V146H35ZM50 147H51V150H52V148H54V147H52V146H50ZM60 147H61V146H60ZM82 147H83V146H82ZM88 147H89V146H88ZM99 147H100V146H99ZM114 147H113V148H114ZM137 147H139V146H136V148L133 147V151H134V148H135V149H138ZM189 147H190V146H189ZM189 147L187 148V150H189ZM196 147H197V146H196ZM214 147H215V146H214ZM12 148H13V146H12ZM15 148H16V147H14L13 149H11V152H12V150H15ZM18 148H20V147H18ZM26 148H27V147H26ZM32 148H34V147H32ZM37 148L40 149V147H37ZM37 148H36V149H37ZM67 148H68V147H67ZM84 148L86 149L85 146H84ZM90 148H91V146H90ZM92 148H93V146H92ZM95 148H97L96 145H95ZM100 148H101V147H100ZM102 148H103V146H102ZM119 148H120V146H119ZM142 148H144V147H142ZM142 148H141V146H140V149H141V150H142ZM147 148H148V147H147ZM158 148H160V150L163 149L162 146L159 147V145H158ZM218 148H219V147H218ZM23 149H24V148H23ZM23 149H20V151L23 150ZM41 149H43V148L41 147ZM46 149H47V148H46ZM46 149H43V150H46ZM48 149H49V148H48ZM55 149H56V148H55ZM55 149H53V150H55ZM58 149H59V147H58ZM69 149H71V148L69 147ZM77 149H78V147H77ZM79 149H80V148H79ZM87 149H88V148H87ZM144 149H145V148H144ZM150 149H151V148H150ZM168 149H169V148H168ZM168 149H167V150H168ZM215 149H217V148H215ZM2 150H3V149H2ZM2 150H1V151H2ZM4 150H6V149H4ZM16 150H19V149L16 148ZM28 150H29V149H28ZM34 150H35V149H34ZM49 150H50V149H49ZM56 150H57V149H56ZM61 150H62V149H61ZM65 150H66V149H65ZM71 150H72V149H71ZM73 150H74V149H73ZM73 150H72V152H73ZM122 150H123V148H122ZM145 150H146V149H145ZM167 150H166V151H167ZM1 151H0V152H1ZM25 151H26V149H25ZM63 151H64V150H63ZM67 151H68V149L66 150V152H67ZM101 151H102V150H101ZM136 151H137V150H136ZM138 151H139V150H138ZM148 151H149V150H148ZM150 151H151V150H150ZM166 151H164V152H166ZM174 151H176V150H174ZM180 151H181V150H180ZM14 152H16V151H14ZM18 152H19V151H18ZM18 152H16V153H17L16 155H18ZM29 152H31V151H29ZM33 152H34V151H33ZM36 152H37V151H36ZM78 152H79V151H78ZM86 152H87V150H86ZM88 152H89V149H88ZM102 152H103V151H102ZM120 152H122V151L120 150ZM144 152H145V151H144ZM168 152H169V151H168ZM4 153H5V152H3V154H4ZM21 153H22V151L20 152V154H21ZM26 153H27V152H26ZM26 153H25V155H26ZM34 153H35V152H34ZM45 153H46V152H45ZM59 153H60V150H59L58 154H59ZM61 153H62V156H60V158H63V156L66 155V154H65V153L63 154V152H61ZM73 153H74V152H73ZM83 153H84V150H83ZM83 153H82V155H83ZM110 153H111V154H110ZM110 153H109L110 155H113L112 152H110ZM138 153H139V152H138ZM166 153H167V152H166ZM174 153H175V152H174ZM1 154H2V153H1ZM11 154H13V153H11ZM20 154H19V155H20ZM55 154H56V152H55ZM143 154H144V153H143ZM169 154H171V152H169ZM220 154H221V151H220ZM6 155H8V154H5V156H4V155H3V156L6 158V157H7ZM13 155H15V153H14ZM16 155H15V156H16ZM29 155H32V154L30 153ZM29 155H28V156H29ZM44 155H45V154H44ZM52 155H53V154H52ZM56 155H57V154H56ZM200 155H201V154H200ZM200 155H199V156H200ZM26 156H27V155H26ZM35 156H38V155H35ZM50 156H51V155H50ZM57 156H58V155H57ZM71 156H72V155H71ZM140 156H142V152H141ZM151 156H152V154H151ZM177 156H178V155H177ZM24 157H25V156H24ZM76 157H77V154H76ZM101 157H102V155H101ZM101 157H100V158H101ZM107 157H108V156H107ZM109 157H110V156H109ZM169 157H170V156H169ZM182 157H183V155H182ZM182 157H181L180 159H182ZM185 157H186V159H189L187 156H185ZM189 157H190V156H189ZM215 157H216V156H215ZM217 157H218V155H217ZM5 158L3 159V157H2V160H3V161L1 160V162H3V163H2V166L5 165L6 168H5V166H3V167H4L5 169H7V167L10 168V166H9V163H8V164L4 163V160L6 161V159H8V158H6V159H5ZM15 158H16V157H15ZM17 158H19L18 161H20V162L22 161V160H20V159H21L20 157H17ZM33 158H35V157H33V155H32V159H33ZM56 158H58V157H55V159H56ZM60 158H59V161L61 162ZM70 158H71V157H70ZM110 158H112V157H110ZM149 158H150V157H149ZM191 158H192V157H191ZM0 159H1V155H0ZM22 159H23V158H22ZM35 159H36V158H35ZM64 159L66 160V158H64ZM101 159H103V157H102ZM101 159H100V160H101ZM150 159H151V158H150ZM150 159H149V160H150ZM164 159H165V158H164ZM25 160H26V157H25ZM30 160H31V159H30ZM30 160H29V163L31 162ZM73 160H74V159H73ZM76 160H77V159H76ZM103 160H104V159H103ZM103 160H102V161H103ZM149 160H148V161H149ZM174 160H175V159H174ZM177 160H178V159H177ZM12 161H13V159H12ZM14 161H16V159H15ZM54 161H55V160H54ZM59 161H58V162H59ZM77 161H79V160H77ZM160 161H161V160H160ZM167 161H168V159H167ZM175 161H176V160H175ZM186 161H187V160H186ZM191 161H192V160H191ZM7 162H9V161L7 160ZM20 162H18V163H19V166H20ZM23 162H24V160H23ZM60 162H59V163H60ZM65 162H66V161H64V163H65ZM79 162H80V161H79ZM95 162H96V161H95ZM95 162H94V166H95L96 163H98L99 161H97L96 163H95ZM165 162H166V161H165ZM168 162H169V161H168ZM243 162H244V161H243ZM12 163H13V162H12ZM16 163H17V162H16ZM18 163H17V164H18ZM64 163H63V164H64ZM81 163H82V162H81ZM100 163L103 164L104 162H100ZM149 163H150V162H149ZM149 163H148V164H149ZM172 163H173V162H172ZM172 163H170V164H172ZM184 163H185V162H184ZM187 163L189 164L188 161H187ZM191 163H192V162H191ZM33 164H34V163H33ZM56 164H57V163H56ZM77 164H78V163H77ZM82 164H83V163H82ZM101 164H100V165H101ZM168 164H169V163H167V165H168ZM7 165H8V166H7ZM30 165H31V163H30ZM35 165H36V164H35ZM35 165H34V167H36ZM83 165H85V168L87 167L86 164H83ZM97 165H98V164H97ZM172 165H174V164H172ZM181 165H182V163H181ZM242 165H243V164H242ZM2 166H1V168H0V175H1V172L3 173V171H5V169H3ZM22 166H23V165H22ZM24 166H25V165H24ZM27 166H28V165H27ZM61 166H62V165H61ZM174 166H175V165H174ZM176 166H177V168L179 167V166H178V163L176 164ZM243 166H244V165H243ZM243 166L241 167L242 169H244ZM41 167H42V166H41ZM91 167H93V166L91 165ZM14 168H15V165H14ZM21 168H22V167H21ZM27 168H28V167H27ZM88 168H89V167H88ZM93 168H94V167H93ZM1 169H2V170H1ZM16 169H17V168H16ZM24 169H25V167H24ZM30 169H31L30 171H32L33 166H32ZM34 169H35V168H34ZM34 169H33V173H34ZM37 169H38V168H37ZM39 169H40V167H39ZM41 169H42V168H41ZM75 169H76V168H75ZM91 169H92V168H91ZM109 169H110V168H109ZM109 169H108V170H109ZM151 169H152V168H151ZM172 169H173V168H172ZM7 170H8V169H7ZM7 170H6V172H7ZM10 170H11V168L9 169V171H10ZM28 170H29V169H28ZM103 170H104V169H103ZM142 170H143V169H142ZM144 170L146 171V169H144ZM161 170H162V169H161ZM17 171H18V170H17ZM20 171H22V169H21ZM30 171H29V172H30ZM35 171L37 172L38 170H35ZM39 171H41V170H39ZM150 171H152V170H150ZM174 171H176V170H174ZM29 172H28V174H29ZM62 172H63V171H62ZM161 172H162V171H161ZM7 173H9V172H7ZM22 173H23V172H22ZM37 173H38V172H37ZM151 173H152V172H151ZM240 173L242 174V172H240ZM3 174H5V172H4ZM3 174H2V175H3ZM28 174H27V175H28ZM69 174H70V173H69ZM139 174H140V173H139ZM141 174H142V171H141ZM182 174H183V173H182ZM248 174H249V173H248ZM11 175H12V174H11ZM32 175H33V174H32ZM32 175H31V176H32ZM34 175H35V174H34ZM77 175H78V174H77ZM77 175H76V176H77ZM153 175H154V174H153ZM177 175H178V174H177ZM3 176H5V175H3ZM3 176H2V178H1L0 180H3V179L6 180L5 177L3 178ZM18 176H20V175H17L16 177H18ZM31 176H30V177H31ZM37 176H38V175H37ZM42 176H43V174H42ZM138 176H139V175H138ZM141 176H142V175H141ZM12 177H14V175H13ZM16 177H15V179H16ZM20 177H21V176H20ZM22 177H23V175H22ZM32 177H33V176H32ZM65 177H66V176H65ZM72 177H73V176H72ZM97 177H98V176H97ZM102 177H103V176H102ZM147 177H149V176H147ZM147 177H146V178H147ZM185 177L187 178V176H185ZM9 178H11V177H9ZM33 178H34V177H33ZM39 178H40V175H39ZM73 178H74V177H73ZM138 178H139V177H138ZM179 178H181V177H179ZM18 179H19V177H18ZM28 179H29V178H28ZM28 179H26V180H28ZM31 179H32V178H31ZM98 179H99V178H98ZM134 179H135V178H134ZM139 179H142V177L139 178ZM175 179H176V178H175ZM183 179H184V178H183ZM192 179H193V177H192ZM10 180H11V179H10ZM13 180H14V179H13ZM37 180H38V178H37ZM72 180H73V179H71V182H72ZM78 180H79V177H78ZM92 180H93V179H92ZM94 180H95V179H94ZM100 180H101V179H100ZM176 180H177V179H176ZM185 180H186V179H185ZM188 180H189V179H188ZM193 180H194V179H193ZM16 181H17V180H16ZM16 181H15V183H16ZM21 181H23V178L21 179ZM28 181H29V180H28ZM38 181H39V180H38ZM98 181H99V180H98ZM102 181L104 182V180H102ZM36 182H37V181H36ZM58 182H59V181H58ZM69 182H70V181H69ZM71 182H70V183H71ZM88 182H89V183H88ZM95 182H97V181L95 180ZM142 182H143V181H142ZM190 182H191V181H190ZM193 182H194V181H193ZM2 183H5V182L2 181ZM15 183H14V184H15ZM17 183H18V182H17ZM17 183H16V184H17ZM22 183H25V181L22 182ZM37 183H38V182H37ZM51 183H52V182H51ZM70 183H69V185H70ZM86 183H87L88 186H89V184L91 183V181L88 180V181H86ZM86 183H85V184H86ZM101 183H102V182H101ZM104 183H105V182H104ZM104 183H103V185H104ZM131 183H134V182H131ZM18 184H19V183H18ZM32 184H33V183H32ZM54 184H55V183H54ZM59 184H60V182H59ZM63 184H65V182H64ZM72 184H73V183H72ZM78 184L80 185L79 182H77V185H78ZM93 184H94V183H93ZM93 184H91L90 186H93ZM214 184H215V183H214ZM24 185H25V184H24ZM95 185H96V184H95ZM95 185H94V186H95ZM134 185H135V184H134ZM14 186H15V185H14ZM14 186H13V187H14ZM17 186L19 187L20 185H17ZM28 186H29V185H28ZM31 186H32V185H31ZM31 186H29V187H31ZM52 186H53V184H52ZM75 186H76V185H75ZM197 186H198V185H197ZM15 187H16V186H15ZM18 187H16V190H17ZM35 187H37V185H34L33 188L35 189ZM55 187H56V186H55ZM100 187H101V186H100ZM100 187H99V188H100ZM1 188H2V187H1ZM9 188H10V187H9ZM20 188H21V186H20ZM38 188H39V187H38ZM38 188H37V189H38ZM76 188L78 189L77 186H76ZM2 189L5 190L4 187H3ZM12 189H13V188H12ZM12 189H11V190H12ZM21 189H22V188H21ZM26 189H27V187H26ZM26 189H24V190H26ZM37 189L34 190V191H37ZM68 189H70V188H68ZM97 189H98V188H97ZM97 189H96V190H97ZM11 190H10V191H11ZM24 190L22 189V191H24ZM73 190H74V189H73ZM80 190H82V189H80ZM220 190H221V189H220ZM14 191H15V190H14ZM14 191H13V192H14ZM59 191H60V190H59ZM64 191L66 192L65 189H64ZM84 191H85V190H84ZM94 191H95V190H94ZM97 191H98V190H97ZM111 191H112V190H111ZM222 191H223V189H222ZM13 192H11V194H13ZM18 192H19V191H18ZM20 192H21V190H20ZM31 192H32V191H31ZM31 192H30V193H31ZM98 192H100V191H98ZM3 193H4V192H3ZM5 193H6V192H5ZM14 193H15L16 195L18 194V196L20 197V195H19L20 193H16V192H14ZM30 193H28V194H30ZM38 193H39V192H38ZM102 193H103V192H102ZM106 193H107V192H106ZM108 193H110V191H109ZM119 193H120V192H119ZM188 193H189V192H188ZM190 193H191V192H190ZM194 193H195V192H194ZM218 193H220V192H218ZM7 194H8V192H7ZM9 194H10V193H9ZM21 194H22V193H21ZM23 194H25V193H23ZM40 194H41V193H40ZM82 194H83V193H82ZM120 194H121V195H120V199H122L121 196H123V195H122V193H120ZM191 194H192V193H191ZM214 194H216V193H214ZM241 194H242V193H241ZM13 195H14V194H13ZM31 195H32V193H31ZM34 195H35V194H34ZM109 195L111 196V194H109ZM125 195H126V194H125ZM8 196H9V195H8ZM39 196H40V195H39ZM188 196H190V194H189ZM192 196H194V195H192ZM220 196H221V195H220ZM34 197H35V196H34ZM66 197H68L67 194H66ZM105 197H106V196H105ZM195 197H197V194H196ZM214 197H215V199H217V198H216L217 196H214V195H213L212 198H214ZM1 198H3V197H1ZM106 198H109V197L107 196ZM124 198H125V197L123 196V200H124ZM189 198H191V196H190ZM239 198H240V197H239ZM9 199H10V197H9ZM27 199H29V198H27ZM31 199H32V198H31ZM42 199H43V198H42ZM117 199H119V197H118ZM156 199H157V198H156ZM186 199H188V198H186ZM186 199H185V200H186ZM220 199H221V198H220ZM2 200H3V199H2ZM7 200H8V198H7ZM14 200H15V199H14ZM36 200H37V199H36ZM123 200H122V201H123ZM126 200H129V198H128V199L126 198ZM126 200H125V201H126ZM159 200H160V199H159ZM193 200H194V199H193ZM193 200H192V201H193ZM218 200H219V199H218ZM16 201H18V200H16ZM16 201H15V203H14L15 205L17 204ZM37 201H38V200H37ZM37 201H36V202H37ZM40 201H41V200H40ZM115 201H117V200H115ZM181 201H182V200H181ZM190 201H191V200H190ZM192 201H191V202H192ZM215 201H216V200H215ZM0 202H1V201H0ZM2 202H3V201H2ZM4 202H5V201H4ZM7 202H8V201H7ZM7 202H6V204H7ZM10 202H11V200H10ZM18 202H19V201H18ZM27 202L29 203V201H27ZM182 202H185V201L183 200ZM191 202H188V204L191 203ZM216 202H217V201H216ZM41 203H42V202H41ZM41 203H40V205H41ZM53 203H54V202H53ZM56 203H57V200H56ZM116 203H117V202H116ZM125 203L128 204L127 201H126ZM125 203H124V204H125ZM195 203H196V202H195ZM8 204H9V206L11 205L10 203H8ZM20 204H22V203H20ZM20 204H19V205H20ZM50 204H52V203H50ZM166 204H167V203H166ZM197 204H198V202H197ZM2 205L5 206L3 203H2ZM30 205H31V204H30ZM58 205H60L59 202H58ZM88 205H89V204H88ZM88 205H86V206L88 207ZM189 205L191 206L192 204H189ZM193 205H196V204H193ZM255 205H256V203H255ZM0 206H1V205H0ZM3 206H2L3 209L8 207V205H7V207H6V206L3 207ZM16 206H17V205H16ZM21 206H22V205H21ZM23 206H24V205H23ZM23 206H22V207H23ZM32 206H33V203H32ZM52 206L54 207V205H52ZM62 206H63V205H62ZM62 206H61V207H62ZM104 206H106V205L104 204ZM118 206H119V205H117V207H118ZM125 206H126V205H125ZM130 206H131V205H130ZM132 206H133V205H132ZM180 206H181V205H180ZM182 206H183V205H182ZM219 206L221 207V205H219ZM12 207H13V205H12L10 208H12ZM25 207H26V205H25ZM29 207H31V206H29ZM36 207H38V206H35V208H36ZM67 207H68V206H67ZM84 207H85V206H84ZM128 207H129V206H128ZM183 207H184V206H183ZM191 207H192V206H191ZM8 208H9V207H8ZM14 208H15V206H14ZM32 208H33V207H32ZM46 208H48V206H47ZM46 208H45V209H46ZM50 208L53 209L52 207H50ZM50 208H49V209H50ZM55 208H56V205H55ZM55 208H54V209H55ZM194 208H195V207H194ZM196 208H197V207H196ZM0 209H1V208H0ZM12 209H13V208H12ZM26 209H27V208H26ZM62 209H63V208H62ZM64 209H65V211H66V207H65V206H64ZM129 209H131V208L129 207ZM232 209H233V208H232ZM5 210H6V209H5ZM30 210H31V209H30ZM68 210H69V209H68ZM68 210H67V211H68ZM262 210H264V209H262ZM262 210H261V211H262ZM8 211H10V210L8 209ZM11 211H12V210H11ZM13 211H14V209H13ZM46 211H47V210H46ZM130 211H132V209H131ZM194 211H195V210H194ZM235 211H238V210H235ZM249 211H250V210H249ZM29 212H30V211H29ZM49 212H51V211H48V212H45V213L47 214V213H49ZM53 212H54V211H53ZM53 212H51V215H54V214H55V216H57V215L59 214L57 211H56V213L52 214ZM251 212H252V211H251ZM8 213H9V212H8ZM23 213H24V212H23ZM57 213H58V214H57ZM62 213H63V212H62ZM133 213L135 214V212H133ZM234 213H237V212H234ZM49 214H50V213H49ZM56 214H57V215H56ZM60 214H61V212H60ZM105 214H106V213H105ZM117 214H118V213H117ZM245 214H246V213H245ZM26 215H27V214H26ZM29 215H30V214H29ZM34 215H35V214H34ZM47 215H48V214H47ZM51 215H49V216H51ZM112 215H113V214H112ZM135 215H136V214H135ZM236 215H237V214H236ZM249 215H250V214H249ZM234 216H235V215H234ZM234 216H233V218H234ZM246 216H247V214H246ZM251 216H252V215H250V217H251ZM26 217H27V216H26ZM29 217H30V216H29ZM31 217H32V215H31ZM36 217H37V216H36ZM36 217H35V219H36ZM51 217H52V216H51ZM58 217H59V216H58ZM58 217H57V218H58ZM133 217H135V216H133ZM250 217L248 216V218H250ZM20 218H21V217H20ZM47 218H48V217H47ZM57 218H55V219H57ZM237 218L239 219V216H237L236 218L233 219L234 222H235V220H238ZM45 219H46V218H45ZM51 219L53 220L54 218H51ZM246 219H247V218H246ZM250 219H251V218H250ZM1 220H3V219H1ZM31 220H32V219H31ZM116 220H117V219H116ZM230 220H231V219H230ZM21 221H22V220H21ZM32 221H33V220H32ZM132 221H133V220H132ZM172 221H173V219H172ZM24 222H25V221H24ZM28 222H29V221H28ZM133 222H134V221H133ZM234 222L232 221V222H231V225H233ZM237 222H238V221H237ZM237 222H236V223H237ZM246 222H247V221H246ZM22 223H23V222H22ZM179 223H180V222H179ZM236 223H234V224L236 225ZM247 223H248V222H247ZM247 223H245V224L248 225ZM259 223L262 225L263 222L261 223V221H260ZM32 224H33V222H32ZM114 224L117 225L116 222H115ZM121 224H122V222H121ZM124 224H125V223H124ZM124 224H123V225H124ZM135 224H136V223H135ZM240 224H241V222H240ZM257 224H258V223H257ZM257 224H255L254 226H255L256 228H258V230H259L260 226H258L259 224H258V225H257ZM2 225H3V223H2ZM16 225H17V224H16ZM125 225H126V224H125ZM125 225H124V229H125ZM159 225H160V224H159ZM30 226H31V225H30ZM119 226H120V225H119ZM181 226L186 227V226H184V225H181ZM229 226H230V225H229ZM229 226H228V228H229ZM257 226H258V227H257ZM263 226H264V223H263ZM263 226H262V227H263ZM14 227H15V226H14ZM120 227H122V226H120ZM128 227H129V226H128ZM135 227H136V226H135ZM167 227H169V226L167 225ZM233 227H234V229H237V228H235L236 226H233ZM17 228H18V226H17ZM161 228H162V227H161ZM171 228H172V227H171ZM230 228H231V227H230ZM20 229H21V228H20ZM31 229H32V228H31ZM135 229H136V228H133V230H135ZM137 229H138V228H137ZM162 229H163V228H162ZM254 229H255V228H254ZM1 230H2V229H1ZM4 230H5V229H4ZM28 230H29V229H28ZM170 230H171V229H170ZM189 230H190V229H189ZM260 230H261V229H260ZM6 231H7V230H6ZM124 231H125V230H124ZM159 231H160V230H159ZM162 231H163V230H162ZM162 231H161V232H162ZM164 231H165V229H164ZM164 231H163V232H164ZM4 232H5V231H4ZM4 232L2 231V233H4ZM139 232H140V230H139ZM172 232H173V231H172ZM261 232H263V231H259V233H260L259 235H264V233L261 234ZM5 233H7V232H5ZM168 233H169V232H168ZM228 233H229V232H228ZM254 233H255V232H254ZM111 234H112V232H111ZM118 234H119V233H118ZM118 234H116V235H118ZM120 234H121V233H120ZM15 235H17V234H15ZM114 235H115V234H114ZM131 235H132V234H131ZM133 235H134V233H133ZM178 235H179V234L177 233V238H178ZM227 235H229V234H227ZM119 236H120V235H119ZM141 236H142V235H141ZM237 236H238V235H237ZM242 236H246V235L242 234ZM1 237H2V236H1ZM162 237H163V236H162ZM195 237H196V236H195ZM195 237H194V238H195ZM233 237H235V236L233 235ZM262 237H264V236H262ZM262 237H261V238H262ZM2 238H3V237H2ZM6 238H7V237H6ZM114 238H115V236H114ZM163 238H164V237H163ZM177 238H176V239H177ZM245 238H246V237H245ZM191 239H192V238H191ZM196 239H197V238H196ZM238 239H239V238H238ZM263 239H264V238H263ZM0 240H1V239H0ZM3 240H4V239H3ZM147 240H148V239H147ZM150 240H151V239H150ZM150 240H149V241H150ZM192 240H193V242H194L195 239H192ZM192 240H191V241H192ZM227 240H228V239H227ZM142 241H143V238H142ZM158 241H159V240H158ZM210 241H211V240H210ZM248 241H249V240H248ZM250 241H253V239H251ZM7 242H8V241H7ZM240 242H241V241H240ZM263 242H264V241H263ZM2 243H5V242H2ZM2 243H0V244H2ZM116 243H117V242H115V244H116ZM118 243H119V242H118ZM118 243H117V244H118ZM147 243H148V242H147ZM180 243H181V242H180ZM189 243H190V241H189ZM211 243H212V241H211ZM211 243H210V244H211ZM226 243H227V241H226ZM235 243H236V241H234V244H235ZM244 243H245V244H244ZM244 243H243V245H246V241H245ZM250 243H251V242H250ZM100 244H101V243H100ZM113 244H114V243H113ZM185 244H186V242H185ZM196 244H197V243H196ZM213 244H214V242H213ZM2 245L4 246V244H2ZM6 245L9 246L10 244H9V245L6 244ZM137 245H140V241H139V244L137 243ZM191 245H192V244H191ZM194 245H195V244L193 243V247H194ZM197 245H198V244H197ZM207 245H208V242H207ZM211 245H212V244H211ZM249 245H250V244H249ZM112 246H113V245H112ZM117 246H118V245H117ZM157 246H159V244H157ZM185 246H188V245H185ZM259 246H260V245H259ZM259 246H258V247H259ZM1 247H2V246H1ZM4 247H5V246H4ZM123 247H124V246H123ZM126 247H127V245H126ZM140 247H142V246H140ZM160 247H162V246H160ZM164 247H165V245H164ZM204 247H205V246H204ZM207 247H208V246H207ZM214 247L217 249L218 246H214ZM226 247H227V245H226L224 248H226ZM246 247H247V246H246ZM9 248H10V247H9ZM111 248H112V247H111ZM144 248H145V247H144ZM180 248H181V247H180ZM186 248H188V247H186ZM186 248H185V249H186ZM195 248H196V245H195ZM212 248H213V247H212ZM219 248H220V247H219ZM227 248H228V247H227ZM248 248H249V247H248ZM1 249H2V248H1ZM11 249H12V251H13V248H11ZM11 249H10V250H11ZM122 249H123V248H122ZM126 249H127V248H126ZM197 249H198V248H197ZM216 249H215V251H216ZM229 249H230V248H228V250H229ZM255 249H258V248H255ZM2 250H3V249H2ZM2 250H1V251H2ZM4 250H5V249H4ZM6 250H8V249L6 248ZM192 250H193V249H192ZM211 250H212V249H211ZM249 250H252V251L254 252V250L251 249V248H249ZM1 251H0V252H1ZM35 251H36V249H35ZM154 251H155V249H154ZM154 251H152V253H153ZM173 251H174V250H173ZM184 251H185V250H184ZM193 251H194V252H193ZM193 251H191V254H193V253L195 254V253H196L195 250H193ZM213 251H214V250H213ZM252 251H251V252H252ZM256 251H257V250H256ZM3 252H5V251H3ZM3 252H1V253H3ZM19 252H20V251H19ZM27 252H28V251H26V253H27ZM38 252H39V251H38ZM114 252H115V250L113 249V254H114ZM192 252H193V253H192ZM210 252H211V251H210ZM253 252H252V253H253ZM261 252H262V251H261ZM263 252H264V251H263ZM14 253H15V252H14ZM14 253H13V254H14ZM28 253H29V252H28ZM185 253H186V252H185ZM188 253H189V252L186 253V256H187ZM204 253H205V252H204ZM6 254H7V252H6ZM13 254H11V255H12L13 257H15L16 254H15V255H13ZM22 254H25V253L22 252ZM29 254H30V253H29ZM38 254H39V253H38ZM132 254H133V253H132ZM132 254H131V255H132ZM161 254H162V253H161ZM183 254H184V253H183ZM191 254H190V255L188 254V255H189V256L191 257V259L193 260ZM194 254H193V255H194ZM255 254H256V253H255ZM259 254H260L261 257L264 256V253H263V254H262V253H259ZM1 255H2V254H1ZM8 255H9V254H8ZM30 255H31V254H30ZM30 255H29V256H30ZM231 255H232V254H231ZM242 255H243V257L245 256L243 253H242ZM242 255H241V257H242ZM253 255H254V254H253ZM9 256H10V255H9ZM9 256H8L7 258H9ZM17 256H18V253H17ZM23 256H24V255H23ZM29 256H28V257H29ZM159 256H160V255H159ZM159 256H158V257H159ZM186 256H185V257H186ZM189 256L186 257V258H188V260L191 261V259H190ZM222 256L225 258L224 255H222ZM238 256H239V254H238ZM238 256L236 255V259H237ZM256 256H257V255H256ZM256 256H253V257H256ZM260 256H259L258 258H260ZM3 257H4V256H3ZM31 257H32V255H31ZM171 257H172V256H171ZM185 257H184V258H185ZM194 257H195V256H194ZM196 257H199L198 252H197ZM196 257H195V258H196ZM203 257H204V256H203ZM210 257H211V255H210ZM249 257H250L251 260L249 259ZM253 257H252V256H245L244 259L247 260V261L245 260L247 263H248V261H249V262L252 261V263L254 262V263L256 264V261H258V260H254V259H252ZM18 258H20V257H18ZM224 258H222V259H220V260H224ZM3 259H5V258H3ZM14 259H15V258H14ZM14 259L12 258V262L14 261ZM34 259H35V258H34ZM40 259H42V258H40ZM99 259H100V258H99ZM124 259H125V258H124ZM156 259H158V258H156ZM159 259H160V257H159ZM159 259H158V260H159ZM161 259H162V257H161ZM167 259H168V258H167ZM179 259H180V257H179ZM216 259H218V258H216ZM231 259H232V257L229 259V261H230ZM234 259H235V256H234ZM234 259H233V260H234ZM236 259H235L234 261H236V262H238V264H240V261H242V259H241L240 257H238L239 260H238V259L236 260ZM244 259H243V260H244ZM260 259H261V258H260ZM260 259H259V261H258L259 263H260V261H261ZM262 259H264V258H262ZM8 260H9V259H8ZM17 260H18V259H17ZM21 260H22V259H21ZM120 260L122 261V259H120ZM131 260H132V259H130V261H131ZM158 260H157V263L159 262ZM163 260L165 261L164 258H163ZM195 260H196V259H195ZM203 260H204V259H203ZM205 260H206V259H205ZM211 260H215V259L213 258V259H211ZM45 261L48 262V260H46V259H45ZM91 261H92V260H90V262H91ZM114 261H115V259H114ZM125 261H126V260H125ZM152 261H153V260H152ZM167 261H168V260H167ZM167 261H166V262H167ZM173 261H174V259L171 260V262H173ZM180 261H181V259H180ZM185 261H186V260H185ZM209 261H210V260H209ZM209 261H208V263H209ZM215 261H216V260H215ZM229 261H228V263L225 261L224 264H226V263L229 264ZM32 262H33V260H32ZM39 262H40V261H39ZM43 262H44V260L42 261L41 264H43ZM81 262L83 263L84 261H81ZM87 262H88V261H87ZM99 262H100V261H99ZM122 262H123V261H122ZM122 262L119 261V263L123 264ZM131 262L134 263L135 261L133 262V260H132ZM175 262H176V264H177V260H176ZM175 262H174V264H175ZM204 262H205V261H204ZM206 262H207V261H206ZM221 262H222V261H221ZM221 262L219 263V261H218L219 264H222V263H223V262H222V263H221ZM9 263H10V262H9ZM17 263H18V262H17ZM19 263H20V262H19ZM36 263H37V262H36ZM36 263H35V261H34L33 264H36ZM44 263H45V262H44ZM82 263H81V264H82ZM119 263H118V264H119ZM164 263H165V262H164ZM181 263H184V262H181ZM181 263H179V264H181ZM198 263H199V262H198ZM11 264H12V263H11ZM13 264H14V263H13ZM15 264H16V263H15ZM22 264H23V263H22ZM45 264H47V263H45ZM48 264H49V263H48ZM51 264H52V263H51ZM83 264H86V262L83 263ZM88 264H89V263H88ZM93 264H94V262H93ZM107 264H108V263H107ZM127 264H128V263H127ZM161 264H162V263H161ZM165 264H166V263H165ZM236 264H237V263H236ZM242 264H243V262H242ZM248 264H249V263H248Z\"/></svg>",
  "mask_w": 264,
  "mask_h": 264
}]
</instances>
